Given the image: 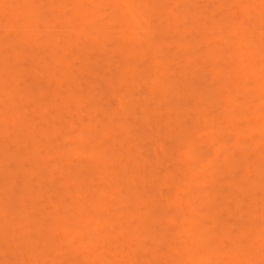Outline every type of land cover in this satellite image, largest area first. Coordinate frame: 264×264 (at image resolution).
Instances as JSON below:
<instances>
[{
	"label": "rangeland",
	"instance_id": "rangeland-1",
	"mask_svg": "<svg viewBox=\"0 0 264 264\" xmlns=\"http://www.w3.org/2000/svg\"><path fill=\"white\" fill-rule=\"evenodd\" d=\"M14 1L15 0L10 1V2H12L11 6L14 3ZM18 1H19V3H17V5L15 4V7L18 8L17 9L18 10L17 16L15 15V12L17 11L15 9V7H14L15 10L12 7L9 8V3H10L9 1H7V3L5 2V0L1 1V2H5L6 5H4V6H6V7L8 6V7H7V9H3V7H2L3 10H7L6 11L7 16L5 17L4 15L0 14L1 15L0 16V23L2 22V25L4 23L3 27L6 26L5 28H3V27L0 28V34H1V31L6 30L8 28L9 33H10L9 29L12 30L10 35L14 34L16 36L11 35L12 37L8 36L7 38L5 37L4 40H0V41H2V43H1L2 45H0V49H1L0 55H2L1 57L3 58L4 54L6 55V59L8 58V56H10L9 60L7 59L8 65H10L9 67H7V69H9V70H5V73H7V74H5L4 72H3V75L0 74V92L2 91V93H0V95H1L0 100H2L1 101L2 105L0 103V113H2V111L5 112L4 109L8 108V106H9V105L7 107L3 106L6 103L3 100H8V99H9L8 101L12 100V102H14V104H16V107H17V105H20L19 102H21V100L19 101L18 97H21V96L20 95L18 96V94L24 93V91H23L24 88L26 89L25 92L27 90H29V92H30L29 97H31V98H29V97H27V98H29L30 100L33 98L34 99L31 101L29 100L30 103L25 105L26 109H25V107H23L24 101L21 102L22 106H20V107L18 106L19 108L23 107L22 110L20 109L21 111L19 109L18 110L20 111V115H22V119H25V121L23 120L25 125L24 124L18 125L19 126L18 130L19 131L22 130V132L24 133V130L26 131L24 126H26V123L27 124L29 123V125H28L29 127H27V131L24 133L26 135L22 136L21 139H20L21 135L18 136V134L20 132L19 133L17 132L18 134H16V132H15L18 130L13 131L15 133L12 132V130L16 129V128H14L15 125L13 123H11V121L12 120L14 122L17 121V118L12 116L14 111L17 109L16 107H15L16 109L13 108L14 104L12 106L14 111L11 109L13 111V113L7 112L11 108L10 107L8 110H6V114H8L7 117H6V115L2 116L3 113L0 115V135L2 136V137L0 136V142H1L0 143V145H1L0 149H1V151H4V152L0 151V159H1L0 164H3L5 166V168H4L3 165H0V172H2V173H0V182H1L0 183V187H1L0 189L3 192H4V189H5V191L7 190V192L10 191L9 193H7V192L2 193L0 191V193L3 194V195L2 194H0V195L5 196L3 199L0 196V199H1L0 205H3L0 208V215L3 214V212H4L3 216L5 217L4 218L3 216H0V225L2 223H7V222H8L7 224L9 225V223L12 220L11 225H9V227H8L9 230L6 229L7 224H6V226H4L2 224L3 227L2 226L0 227V234H1V236H0V264H95L96 261H97L96 264H100V263H102V264H121V263L122 264H124V263L130 264L128 262H130L132 260L133 255L129 254L132 257V258H129V259H131V260H129L128 258H126L127 257L126 253L130 250L131 251L128 253H132L133 249L134 250L136 249L135 247H138V248L140 247L141 250H139V253H137V254H135V251H134V254H135L134 258H136V255H137L138 256L137 259L140 260L139 257L142 256L144 258V260L146 261L145 262L146 264L147 263L149 264V262L155 261L154 260L155 257H158L160 259V261H158L159 260L158 259L156 262H152L153 264L154 263L157 264L158 262H159V264H193L192 262H194V261H200L201 263L203 262V264H208V263L228 264V263H230V259H233L235 261L237 260L236 262L240 261L239 264H250V262L252 264L253 263L254 264H264V258H261V255L264 254V250H263L264 249V186H263L264 185V173H263L264 172V163H263V161H264V61H263L264 60V56H263L264 55V52H263L264 47L263 46L264 45L260 46L262 43L264 44V21H263L264 5H261V4H264L263 3L264 0H252V1L251 0H239V1L238 0H150V2L152 1L151 3L149 2V0H146V4L148 5V3H149L148 9H146V10H145V8L147 5H145L144 1H142V0H140V1L143 5L141 3H138V0H123V1H121V0H107V1L106 0H84V3L80 2L81 4L79 3V0H76V1L75 0H57V2H56V0H31V2H30L31 7L28 3V6L30 8H32V9L34 8V10H32L31 12H34V15L36 12L39 16H41L39 18V16L36 14L38 16V18L39 19L43 18V20L45 19V22H48V20H50V18L52 16V14L55 15V13H57L58 9H59V11H62V10H60L59 7H57L56 8L57 10H56L52 5L55 4V6L59 5L60 7L61 6L63 8L65 7L63 10L64 14L62 16H61V14L63 12H60L61 14H59V15H57V14L55 15V16H58L59 18L52 16L49 23L43 24L40 22V24H41V26H40L39 21H38V24H39L38 26L36 23L34 24L35 26L32 25L31 30L34 32H32L30 30V28H31L30 26H29L30 28L29 27L27 28L26 26H25L26 28H23L25 24L29 25L27 23H29L28 20L30 19V17L32 18L31 14H33V13L30 12V15H26V12L28 10L25 12L23 11L24 10V6H23L24 0H18ZM81 1H83V0H81ZM194 1H197V3ZM50 3H51V5H50ZM1 4H0V6H3ZM239 4H241V5H239ZM259 4H260V6H259ZM137 5H141V6H143V8H140V6L138 7ZM144 5H145V7H144ZM50 6L53 8L52 11L55 10L56 12L52 13V11H50V9H52V8H50ZM155 6L157 8L159 7L158 9L160 11ZM160 6H161V8L165 7V9H161ZM62 7H61V9H62ZM149 7L150 8L152 7L153 10L150 9ZM30 8H27V9H30ZM35 8H37V9H35ZM38 8L40 9V11ZM255 8L257 10L260 8L261 14L258 11H255V12H258L259 15H261V16H259L258 13H257V15L259 17L256 15V13L254 12ZM72 9H74V10H72ZM138 9H139V11H140V9H143V10H141L142 11L141 13L143 16L141 15L139 17V14H141V13L138 12ZM35 10H38V11H35ZM47 10H48V12H47ZM149 10H151V11H149ZM186 10H189V11H186ZM237 10H239V11H237ZM244 10H247V12H245ZM21 11L23 12L22 14H20ZM45 11H46V13H45ZM135 11L139 14L133 16V13H136ZM3 12L4 11H2V13ZM39 12L41 14H39ZM120 12H122L123 14ZM49 13H51V14H49ZM80 13H81V15H80ZM126 13H128V14H126ZM129 13H130V15H129ZM235 13H236V15H235ZM3 14H5V13H3ZM18 14H20V15H18ZM14 15L16 17H14ZM22 15H24L25 17L30 16V17H28L29 18L28 20H26L27 18L25 19V21H28V22L25 23L23 21V19L25 17L23 18ZM36 15H35V17H37ZM42 15H46V16H42ZM228 15H230L229 18L232 16L231 20H229ZM21 16H22V18H21ZM74 16L77 18H75ZM123 16L124 17L126 16L124 19H126L127 16H129L128 20L127 19L125 20V22H127V24L122 22ZM10 17H12V20ZM80 17H81V19H80ZM135 17H136V19H135ZM257 17H258V19H257ZM118 18L122 19V20L119 21ZM140 18H141V20H140ZM183 18H186V19H183ZM66 19H68V20H66ZM160 19L161 20L163 19V21H161ZM256 19L258 21H256ZM260 19H261V22H260ZM13 20L15 22V25H12V26L13 27L15 26L16 28L11 27V23L13 22ZM43 20H41V21H43ZM76 20L78 21L77 23H76ZM129 20L132 22H128ZM142 20L144 21V24H143ZM194 20H195V22H194ZM212 20H213V22H211ZM32 21L33 20H31V22ZM64 21L65 22L69 21V22H67L68 24L71 22L72 23L70 25H67V23H65ZM166 21H167V23L164 24V22H166ZM14 22H13V24H14ZM36 22H37V20H36ZM257 22H258V24L255 26V29H256L255 30L252 24L255 25V23H257ZM61 23H63V24H61ZM155 23H157V24L154 25ZM213 23L216 25H214ZM260 23L261 24L263 23L262 26ZM175 24H177V25H175ZM196 24L198 27L194 26ZM217 24H219V25H217ZM227 24H230V25L227 26ZM9 25L11 28L7 27ZM104 26L107 27L105 29L109 30V31H105V32H107V34H108V32H111V34L109 33V35H113V36H115V38L119 34V36L116 38V39L119 38V41H120V36L124 38V41H123V38L121 39L122 41H120L122 45L118 44V42L115 43L116 39H114L115 40V42H114L111 37L110 38L113 42H110L111 43L110 44L108 42L109 38L106 37L107 34L105 32L103 33V35L106 34V36L104 35V37L107 38L108 40L105 38H104L105 39L104 40L103 36H102V38H98V37H100V33L102 34V31L104 30V28H103ZM108 26H109V28H108ZM125 26H126V28H125ZM257 26L259 29L256 28ZM33 27L34 28L36 27L37 29H34ZM44 27L47 29L50 27L48 29V31L53 33L52 34L53 36H51V38L49 36L48 37L51 40H49V38H48V41H47V39L45 41V38H47L46 36L51 35V33L49 32L46 36H43L46 34V33H44V30H45ZM247 27L249 29H247ZM145 28H147V33H146ZM210 28H211V30L212 29L213 30L209 31ZM14 29H16V31L18 30L17 33L19 32L18 33L19 35H17L15 33L16 31ZM19 29H21V30L25 29L26 31L24 30L25 32H23V30L21 31ZM47 29H46V32H47ZM91 29L92 30L94 29V30L92 31ZM127 29L135 31V33H133V31H130L133 33L132 36L135 37V39H137V36H140V37H138V39L135 41V39H133V37L131 36L132 33H130L129 30H127ZM164 29L166 30V32ZM205 29H207V30H205ZM13 30L15 32H13ZM118 30H119V32H118ZM195 30H197V31H195ZM234 30H236L237 33H235ZM8 31L6 32V35L9 34ZM213 31H214V33H213ZM3 32L5 34V31H3ZM3 32H2V34H3ZM26 32L29 34H26ZM37 32L39 33V35ZM95 32H97V33H95ZM121 32H122V35H120ZM184 32H187V33H184ZM91 33H92V35H91ZM148 33H149V35H148ZM2 34L0 37H2ZM178 34H180V36H178ZM245 34H248L249 36L246 35L248 37H245L244 36ZM24 35H26L27 38H29V39H25L26 36H24ZM240 36H244L245 38L240 37ZM19 37H22L24 40H22V38H19ZM143 37L146 38L147 42L146 41L140 42L141 40L144 39ZM239 37L244 42H245V40H247L248 43L247 42L246 43L250 46L248 48L246 46L243 47V45H241V44H244V42H240L241 40L239 39ZM140 38H143V39H140ZM147 38L148 39L150 38V39L148 40ZM139 39H140V41H139ZM33 40H35V41H33ZM161 40H163V41H161ZM208 40H210V43H208ZM76 41L79 43L76 44ZM137 41H139V43ZM148 41H149V45H148ZM238 41L241 44H237ZM195 42H196V44H195ZM8 43H14V44L16 43L19 46L21 44L20 47H22L21 48L22 50H20V47L17 45L14 46V44H13V46L15 47L14 48L15 50L17 49L16 50L17 52L20 51V53H22L23 55L22 54H21L22 56L17 55L18 58L15 59L12 56V52H14L15 50L13 49L11 51L10 49L13 48V46L11 47V44H8ZM31 43H33L34 45ZM90 43L92 45H90ZM93 43H94V45H93ZM134 43H136V44H134ZM140 43H141V45H140ZM150 43H151V45H150ZM228 43H230V44H228ZM5 44H8V45H5ZM114 44H116L115 47H117V44H118V46L119 45L122 46V48L119 49L120 50L119 52L116 50L118 47L115 48ZM142 44H144V45H142ZM185 44H187L189 46H187ZM31 45H33V46H32V48L29 49V47H31ZM36 45L37 46L39 45V46L35 50ZM95 45H97V46H95ZM207 45H209V46H207ZM238 45L240 48L238 47ZM8 46H9V48H8ZM167 46L169 49L167 48ZM228 46H230V47L228 48ZM251 46L253 48H251ZM124 47H125V50H124ZM178 47H179V49H178ZM213 47H214V49H212ZM236 47L239 49H237ZM260 47H263V48H260ZM128 48H130V49H128ZM206 48H208V49H206ZM231 48H233V49L231 50ZM234 48H235V50H234ZM38 49H39V51H38ZM40 49H41V51H40ZM98 49L101 52L98 51ZM126 49H128V51H126ZM102 50H104V51H102ZM133 50H135V52H133ZM26 51L31 52L32 54H28V52H26ZM123 51H124V53H121ZM233 51H236V52H234L235 54H233ZM8 52H11V54ZM17 52L15 54H17ZM125 52H127V53H125ZM7 53L10 55H8ZM106 53H107L109 60L107 58H105ZM112 53H114V54L112 55ZM171 53L173 56H175L178 53V55H177L178 57L177 56H175V57L171 56ZM173 53L174 54L176 53V54L174 55ZM15 54H14V56H15ZM101 54H104V56H102ZM110 54L112 55L111 57H110ZM257 54L260 56H256ZM48 55H50V57ZM133 55H134V57H132ZM217 55H218V57H216ZM195 56H197V57H195ZM210 56H215L213 58L214 59L217 58V59L213 61V59L210 58ZM171 57H173L172 59L175 58L177 61H175V59L172 60ZM206 57L209 59V61H207L208 59H206ZM33 58H35V60ZM50 58H52V59H50ZM200 58L204 59V62ZM31 59H33V61L38 60L37 65H35L37 70L32 65L33 61L30 63ZM100 59H101V61H100ZM246 59L249 60V62H248L249 64H245L244 61ZM104 60L107 63L105 62V64H104L103 63ZM111 60H113V61L111 62ZM247 60H246V63H247ZM251 60L252 61L254 60L253 63ZM11 61H12V63L15 62L13 65L16 68L13 65H11L12 64ZM7 62H5V64ZM202 62L203 63L210 62V63H208V65L205 64L204 66H201V65H203V64H201ZM0 63H2V62H0ZM62 63H63V65H61ZM153 63H155V64H153ZM41 64L43 65V67ZM93 64L94 65L96 64L95 66L97 68ZM110 64H112V66H110ZM212 64H215V66ZM243 64L246 66H243ZM31 65H32V69H30ZM64 65H66V66H64ZM98 65L99 66L101 65L103 67L100 69V67H98ZM186 65H188V66H186ZM209 65H212V66L208 67ZM247 65H249V67H247ZM79 67H80V69H79ZM133 67H134V69H132ZM199 67H205V68H203V70H200L201 68H199ZM69 68L71 69V72L69 71L70 74H73L74 72L78 73V74L74 73V75H76L75 77H74V75H71V76H73V78H77V79L71 80L72 78L69 79L68 77L65 76L67 70H70ZM207 68L208 69L214 68L213 70L216 69L215 73L213 72L214 73L213 74L212 72H210L212 70L208 71ZM243 68H245V69H243ZM4 69H6V67ZM14 69H16V71ZM65 69H66V71H65ZM74 69H75V71H74ZM76 69H78V70L76 71ZM231 69H232V72H231ZM233 69H237L238 73H235V71ZM241 69H243V70H241ZM26 70L28 73L26 72ZM50 70H52L54 72H52V71L50 72ZM181 70H183V71H181ZM18 71L21 75L18 74ZM24 71L26 73H24ZM31 71L33 74H31ZM46 71H47V73H49V72L50 73L45 76ZM202 71L204 73L206 72L205 75H203V76L201 75V74H204ZM226 71H228V73L231 72L232 74L230 76L229 75L226 76ZM42 72L45 73V74H43V76H45V77H41ZM69 72H68V74H69ZM148 72L151 76L148 74ZM252 72H255V74ZM40 73H41V75H40ZM210 73L213 75H210ZM34 74L35 75L37 74L36 75L37 78H39V77H41V78L35 79L36 76ZM124 74H126V75H124ZM155 74H157V75L155 76ZM208 74H209V76L207 77ZM245 74H246V76H245V78H243ZM57 75H58V77H57ZM98 75H100V76L98 77ZM153 75H154V77H153ZM238 75H240V77H242L241 78L242 82L239 81V83L236 84L235 79H237V78H234L233 76L238 77ZM17 76H19V77L17 78ZM64 76L67 79H66V81L62 82L63 79L65 78ZM71 76H69V77H71ZM62 77H64V78H62ZM155 77H156V79H155ZM224 77L225 78L227 77L228 79L226 80ZM230 77H232V78H230ZM54 78H55V81H54ZM254 78L256 79V81L254 80ZM50 79H51V82H48V81H50ZM58 79H61L62 80L61 82L63 84L62 83L60 84L58 82L60 80H58ZM212 79H215L214 80L215 82H211V81H213ZM229 79L232 81L230 82ZM56 80H58V81H56ZM77 80L79 81V83L80 82L81 83L80 84L74 83V81L77 82ZM152 80L155 82H153ZM225 80H226V82H225ZM145 81L147 84H145ZM150 81H151V83H150ZM205 81H209V82H207V84H209V87H208V85H206ZM14 82L16 84H14ZM22 82H23V84H22ZM24 82H25V84H24ZM56 82H58V83H56ZM162 82L164 83L163 85H162ZM210 82H211V84H210ZM255 82H258V83H255ZM6 83L10 84L9 87H7ZM17 83H20V84H17ZM27 83H29L28 84L29 87H26ZM48 83L50 85H47ZM54 83H56V85ZM72 83L74 84L73 87H72ZM133 83L136 86H134ZM213 83H215V84H213ZM152 84H154V85H152ZM257 84L260 85V87ZM11 85L12 86L15 85V86L11 87ZM22 85H24V86H22ZM59 85L60 86L62 85V86L60 87ZM147 85L148 86L151 85L153 87V89H152V87H150L154 91L153 93H152V90L149 89V87L147 88ZM17 86H18V88L21 87V89H20L21 91L18 90L15 92V90L18 89ZM66 86H69L70 90ZM76 86H78V87H76ZM106 86H108V87H106ZM197 86H199V87H197ZM11 88L13 91L11 90ZM76 88H78V89H76ZM198 88L200 90H197ZM58 89L60 92H58ZM147 89H149L151 92ZM202 89H204V90H202ZM38 90H40V91H38ZM69 91L70 92L72 91L71 92L72 95H70ZM261 91H262V93H260ZM66 92L69 93L68 95H70V96H67V98L69 100L65 97L67 95ZM78 92H79V95H78ZM81 92H82V94H81ZM175 92H177V93L174 94ZM4 93L9 98L4 97L5 99H3L2 96H5ZM44 93H46V94H44ZM103 93L107 94V95L105 94V96H104L105 98L102 96ZM195 93H199V94L195 95ZM24 94L26 96V94H28V93L26 92ZM38 94L42 97L37 98V96H39ZM87 94H89L90 96ZM165 95H166V97H165ZM22 96H23V94H22ZM72 96L75 98L77 97V98L76 99L74 98V100H73ZM79 96L82 98H79ZM55 97L57 99H55ZM70 97L72 98V100H70L71 99ZM64 98H66V100H68V101L65 102ZM121 98H122V100H121ZM198 98H200V100ZM227 98L230 99V103L229 102L228 103L226 102L225 104L222 103V101L225 102L224 100H226ZM201 99H203V100H201ZM51 100H52V103H54V106L52 105ZM120 100L121 101L126 100L129 102V104L126 101L123 102V104H122V102ZM187 100H189V101L186 102ZM78 101H79V103H78ZM130 101L134 102L135 104L131 103ZM38 102L41 105H39ZM7 103H6V105H7ZM44 103H45V106L47 104H49L50 106L47 105L46 106L47 108L43 107L42 111H41V107L44 105ZM56 103H58V106H60L62 104L61 105L62 107L65 104L69 103L70 106L67 107L65 105L63 107V108L67 107L66 110H68L69 112L66 111V113L64 112L65 113L64 114L62 111V108H61V109H59V111L61 110L62 114L61 115L55 114L56 111L58 110ZM77 104L79 106H77ZM38 105L40 107L37 108ZM51 105L53 107H55V105H56L55 109H57V110H55V109L50 110L51 108H53ZM94 105H96V106H94ZM35 106H36V109H35ZM48 106H49V108H48ZM109 106L110 107L112 106V107L109 108ZM113 106H115L116 108L114 109ZM126 106H128V107H126ZM134 106H136L140 109H138ZM95 107H96V109H95ZM102 107H103V112L100 111L102 109ZM120 107L121 108L125 107V108L122 111ZM141 107H143V108L141 109ZM99 108H101V109H99ZM117 108H120V109H117ZM239 108H240V110H239ZM24 109L27 111H25ZM38 109L40 110L39 112H41V113L44 110H46V112H47V109H49L51 114H50V112L49 113L44 112L43 114L44 115L47 114V115L41 116L42 118L43 117H45V118H43L42 121L40 122L41 119H39L38 116H40L41 113L39 114V112L37 111ZM104 109H105V113H104ZM242 109H244L247 112V114H245L246 112L244 111L245 112L244 113ZM18 110H17V112H18ZM35 110L38 113L36 112V114H35L34 113ZM77 110H79V111H77ZM113 110H114V112H113ZM173 110L176 112V114L173 112ZM54 111H55V113H54ZM31 112H33L34 114ZM170 112H172V114ZM95 113H96V115H95ZM178 113H179V115H178ZM157 114H158V116H157ZM14 115H15V113H14ZM33 115H35V116L37 115V116L35 117ZM90 115H92V117ZM125 115L129 116V117H126ZM174 115L175 116L178 115V116H176L177 117L176 119H174V117H175ZM31 117H32V119H31ZM46 117H49L48 120L46 119ZM112 117L116 120L115 123L113 122L114 119ZM154 117L156 120L154 119ZM211 117H216V118L212 119ZM238 117H239V119H238ZM240 117H242V118L240 119ZM37 119H39V120H37ZM50 119H52V121ZM111 119H112V121H111ZM152 119L154 120V122L152 121ZM7 120H9L8 122H10L12 125H14V126L11 125L12 128L11 127L8 128V126H5L4 123H6ZM61 120L62 121L65 120L67 123H69V125H70V123L72 126L74 125L73 128L70 126L72 128L71 130H73V129L74 130L71 131L69 129L70 127H68L69 125L67 123H65L66 124V126H65V124L62 123ZM80 120H81V122H78ZM89 120H91V124L88 122ZM117 120H118V122H120V124L117 122ZM122 120H124L125 122ZM21 121L19 119V122L22 124L23 122H21ZM157 121H159V122H157ZM54 122H55V124H54ZM56 122H58V124ZM86 122L88 123V125H90L89 130L87 129L88 127L85 128V126H87ZM93 122H94V124H93ZM99 122L101 125L99 124ZM102 122H103V125L105 123H106V125L102 126ZM121 123L123 124V126ZM155 123L158 125V127H157V125H155ZM107 124H110V126ZM115 124H117V125L115 126ZM81 126H82V128H81ZM106 126L108 127L106 129V135L105 134H103L105 136L101 135V139L98 140L99 143H97L96 146H94L95 148H93V150L96 151V153L98 155L100 154L101 158H102V156L104 157V155H107V157H105V160L107 161V166L105 165V168L107 167L106 171L110 170L109 174H108L109 171L106 172V171H104L105 169H103V167H104L103 162L104 161L103 162L101 161V164L99 166H97V164L94 163V162H96V159H97V158L95 159L96 155L94 156L95 152L93 154V150H92V154H89L88 148L90 147L89 149H92V147L87 146V145H90V143L95 141V140L92 141L94 134H96V136L98 137L97 139H99L100 135L98 136L97 133L98 132L100 134L105 133ZM31 127H35L34 129H31V131L33 130L32 133H30L31 131H29ZM111 127H112V129H110ZM220 127L222 128V130H221L222 133L225 132V131H223V129L224 130L228 129L229 131L233 132L235 134V136L234 135H231V136L226 135L227 137H225V135H224L223 138H220L218 140L217 137L219 135ZM53 128L54 129L57 128L58 129L57 131L60 133L56 132ZM90 128H91V130H90ZM102 128L104 129L103 132H102ZM189 128H191L190 132H192V134H190V132L188 133ZM38 129L42 130V131H39ZM44 129H46V130H44ZM67 129H69L71 132H69V130H67ZM92 129H94V130L99 129V130L97 132L95 131V133H94V130H92ZM100 129H101L102 133L100 132ZM113 129H114V131H112ZM82 130H84V131H82ZM107 130H109V131H107ZM124 130H126V131H124ZM170 130H171V132L173 130V132L171 133ZM28 131H29V133H27ZM43 131L45 132V134H43ZM51 131L53 132V134L55 133V136L57 135L54 140H51V137L53 136V134H52V136L50 137V134L52 133ZM161 131H162V133H161ZM22 132H21V134L23 135ZM89 132L91 134L94 133L93 136H91V134ZM183 132H185V133L182 134ZM227 132L228 131L226 130L225 133H227ZM47 133H50V134L47 135ZM85 133L89 134L90 138H89V136H86L87 134L85 135ZM124 133L126 134L125 137H124ZM156 133L158 134V136ZM15 135L18 138H16ZM40 135L43 137H41ZM175 135H177V136H175ZM184 135H187V136H184ZM242 135L245 136L244 139H243ZM5 136L7 137L6 139H5ZM96 136L93 139H96ZM151 136H153L156 140L153 139V137H151ZM25 137H26V139H29V138H31V139L27 140V142L25 141L26 139L23 141V139ZM48 137H49V139H48ZM82 137H84V139H88L87 142L89 140L92 141V142L89 141V143L87 145L84 144L85 148L88 147L87 149H85L82 146V144L84 142L87 143ZM180 137H182V138H180ZM13 138H16V140ZM81 138L83 139L81 141L83 143L82 144L79 143L81 145V147L79 145V148H78V144L75 145V143L76 142L78 143V141H80ZM120 138H122V139H120ZM124 138L127 140L126 142H125ZM37 139H39V140H37ZM56 139H58V140H56ZM9 140L10 141L12 140V142H9ZM143 140H145V141H143ZM45 141L48 143L51 141L50 143H52V144H49L50 145L49 146L48 144H46ZM122 141H124V143ZM148 141H150V142H148ZM116 142H118L119 144H117ZM120 142H121V144H123V146L120 145ZM11 143H13L15 145L20 144L21 146L19 145L20 147L18 146L19 147V149H18L17 146L14 147L15 145H12ZM22 143H24L25 146ZM126 143L127 144L129 143L128 144L129 149H128V146H125V145H127ZM191 143H192V146H190ZM194 143H196V144L194 145ZM4 144L5 145L10 144V145L5 146ZM38 144L41 145V147L44 145L43 150L40 149L41 147L38 146ZM222 144L224 145V148L218 152L217 149ZM91 145L93 146V143ZM52 146H53V148H52ZM37 147L39 150L36 149ZM98 147L102 148L104 150L101 149L102 150L101 151L98 149ZM130 147H132V148H130ZM80 148H82L83 150L79 151V150H81ZM109 148H111V151L108 150ZM21 149H23L24 153ZM70 149L72 152H70ZM75 149L78 150L79 153L77 151L75 152ZM136 149H137V151H135ZM45 150H46V153H44ZM49 150H50V154H48ZM126 150H127V153L125 152V154L124 153L122 154V152H124ZM170 150H172V151H170ZM14 151H16V153ZM34 151L36 152L35 153L36 155L33 153ZM38 151H40V152L42 151V152L40 153ZM68 151H69V153H67ZM103 151H105L104 155H103V153L101 154V152H103ZM108 151H110V152H108ZM206 151H207V154H206ZM10 152L12 153L11 157L9 155ZM80 152L83 153L82 154L83 156H81V157H79L81 155ZM160 152H162V153H160ZM65 153H66V157L68 155L70 158H68V157H67V159H66V157L63 158L64 157L63 154H65ZM109 153H110V155H108ZM129 153L131 154V156L129 155ZM184 153L189 154L191 157L190 156L188 157ZM193 153H195V154H193ZM69 154H71V155H69ZM74 154H75V156H74ZM118 154L120 157H116ZM127 154H128V156H127ZM196 154H198V156H197L198 158L195 157ZM216 154H218L217 157H216ZM6 155H8L10 158H7L8 156L6 157ZM47 155H49L51 157L49 158ZM76 155H78V156L76 157ZM125 155L127 157H130V158L127 159ZM16 156H19L20 159ZM139 156H140V158H139ZM232 156L234 157L233 159L231 158ZM12 157H13V159H12ZM109 157H111V159H109ZM226 157H227V160H229V161L224 159ZM125 158L128 161H126ZM196 158L199 160L198 163H197L198 160ZM98 159H100V158H98ZM208 159H209V161H208ZM4 160H6V162H8L7 164H9L10 167H7V164ZM11 160H16L17 165L15 164V161L11 162ZM134 160H135V162H134ZM189 160H190V162H189ZM225 160L227 162H229L230 164L227 163ZM9 161L11 164L12 163L13 164L11 165L9 163ZM54 161H56V163ZM97 161H99V160H97ZM106 161H105V164H106ZM138 161H139V163L135 164ZM39 162H40V166L37 165V164H39ZM53 162L55 164H53ZM125 162H127V165H125ZM131 162H133L135 164V168H134V164H132ZM142 162H144V163L142 164ZM64 163H66V164H64ZM68 163H70L69 165H71V166H68L67 165ZM140 163L142 165L145 164V167L144 166L141 167L142 165ZM14 164L16 165V169H14L15 168ZM88 164H91V165L88 166ZM129 164H131L132 166ZM227 164H229V166H227ZM13 165H14V167H13ZM190 165H191V167H190ZM205 165H208V169L205 170V172H206V174H204L205 177L203 175L202 178L199 179L197 177L196 172L197 173L200 172V173H198V175L202 174L200 169L202 167H205ZM52 166H54L56 168H54ZM91 166H93L94 168H92ZM39 167H41V168H39ZM69 167H70V170H72L71 172L68 169ZM71 167H73V169ZM74 167H76L78 171ZM97 167H98L99 172H97ZM132 167H133V169H132ZM192 167H194V168L192 169ZM44 168H46V169H44ZM51 168H54L53 170H55V171L57 170V168H58V171H60V170L64 171V172L67 171L66 173H68V175L66 173L63 174V172H61V171L59 173L63 174L64 176L57 174L58 172L57 171L54 172ZM59 168H61V169H59ZM82 168H85V169H82ZM210 168H211V170H210ZM2 169H4V170L1 171ZM100 169H102L101 172H100ZM7 170H9V171H7ZM31 170L32 171L35 170V171H37V173L32 172ZM46 170H48V172ZM83 170H85V171H83ZM87 170L89 172H87ZM90 170H91V172H90ZM39 171H42L43 176L37 177V176H40L42 174ZM51 171H53L52 174L50 173ZM163 171H165V172H163ZM178 171H179V173H178ZM183 171H184V173H182ZM15 172H17V174ZM27 172H28V174L30 173L32 175L31 177H34L32 179H33V181L36 182V184H35V182H32V181L30 182L31 178L27 177V176H29L28 174H24ZM46 172H47V175H46V177H44ZM203 172H204V169H203ZM11 173L12 174L15 173V174L12 175ZM69 173H71V175ZM181 173H182V175H180ZM1 174L3 175V177H1L2 176ZM6 174L7 175L9 174L10 176L8 177ZM33 174L34 175L36 174V175L33 176ZM53 174H54V176L56 174L57 175L55 177H50ZM105 174L109 175L110 178L113 176V174H114V176L112 179H109V176H106ZM133 174L136 176V178ZM166 174L169 176V178H168L169 181L167 179H166L167 181L164 180ZM80 175H81V177H80ZM163 175H165V176H163ZM25 176L27 178H29V180L25 179L26 178ZM120 176H121V178H120ZM127 176H129V177H127ZM42 177H44L45 179ZM106 177L109 179L108 181H110L111 183L108 182L107 179H105ZM130 177L134 181H131L132 179H130ZM13 178L14 179L17 178L16 180H14L15 181L14 183H12ZM40 178L44 179L45 182H46V179L48 181L45 184V182H43V180L40 181ZM68 178H70V179L68 180ZM143 178H144V180H143ZM3 179L6 180L5 181L6 184L4 183V181H2ZM120 179H122V180H120ZM174 179L177 183L174 181ZM85 180L89 181L90 183L89 182L86 183ZM99 180H101V181H99ZM205 180H207V181H205ZM26 181L28 183H26ZM39 181L41 183L43 182L45 185H43V183H42V186H41L40 185L41 183L39 184ZM118 181H120V183ZM121 181H122V183H121ZM141 181L144 183H142ZM102 182L104 185H102ZM171 182L174 184V187L177 184L178 187L177 188L175 187V190L172 189L173 184L171 185L170 184ZM115 183L117 184V186ZM3 184H4V187L8 184L9 186L11 185L12 188L7 185L9 188L6 187L7 188L6 189L3 187ZM26 184L29 186H27ZM55 184H57L58 186H56ZM108 184H109V186H108ZM133 184H135V185H133ZM61 185H63V187L58 189L57 187H59ZM126 187H128L127 189H129L127 192H126V190H127ZM19 188L23 191H21ZM30 189L32 190L31 193L32 194L34 193L31 196H30L31 193H29ZM60 189H61V191H59ZM243 189H246L248 191L244 192V191H242ZM55 191H57V192H55ZM91 191H94V193H96V194L98 192L99 194H97V196H96V194L91 193ZM134 191H136V192H134ZM39 192L41 193V195L44 192H45V194L50 192L48 194H50L51 197L48 195H44V194H43V196L39 197L40 196ZM62 193H63V195H64V193H67L68 197L65 194L66 198H65V196L63 198ZM100 193L102 194L101 197H99L101 199L98 198V195L100 196ZM133 193H134V195H133ZM8 194H9V197H6V196H8ZM127 194H128V196H127ZM137 194L139 196V197L137 196L138 199L135 197ZM26 195H28V196L26 197ZM111 195L113 196L114 199L110 198ZM58 196H59V198H58ZM23 197H25V201L22 199ZM10 198H11V201H10ZM20 198L22 200H20ZM96 198H98V200H96ZM115 198H117V199H115ZM127 198H129V199H127ZM130 198H131V200H130ZM6 199H7V201H6ZM14 199H16V200H14ZM72 199H73V201H72ZM89 199H90V202L88 201ZM132 199H134V200L132 201ZM202 199H204L205 201ZM93 200H96V201H93ZM100 200H102L103 202L100 203L101 202ZM114 200L117 202H115ZM207 200L210 201V203H211V204L209 203V205H207L208 207L205 206V204H208ZM15 201H16V203H15ZM27 201L30 203V205L28 204ZM97 201L98 202L100 201L99 203L102 205L101 206L98 205L99 203ZM108 201H111V202H108ZM240 201H243L242 204H240L241 210L240 209L237 210L236 207L240 206L239 205ZM9 202H11V203L9 204ZM17 202H19V203H17ZM21 202H24V203H21ZM71 202H72V204L76 203L75 206H77V204L78 205L80 204V205L77 206L76 207L77 209H76L75 206H73L74 204L72 205ZM94 202L95 203L97 202V203L95 204ZM114 202L117 205L119 204L118 206H121V207H118ZM120 202H121V204H120ZM135 202H137V204L138 203H142V204L137 205V204H135ZM188 202H190V203L188 204ZM213 202H215L214 205H213ZM3 203H5V204H3ZM13 203L16 205V207ZM132 203L135 204L136 206L133 205V206H135V207H133ZM20 204L24 205V206L22 207ZM93 204L98 208L94 207ZM250 205H252V207L254 209H256V208L258 210L260 209L259 211H261V212L257 211L255 213V211L257 210L256 209L253 213V211H252L253 208L250 207ZM11 206L13 207V209ZM66 206H67V208H70V209H65ZM72 206H73V208H72ZM132 207L135 210L131 209ZM189 207H191L192 210ZM197 207H201V210H200V208L197 209ZM23 208H27L26 210L28 212L26 210H24ZM112 208H115L116 210L112 209ZM180 209H181V211H180ZM202 209H204V210H202ZM1 210H3V212ZM132 210H133V212H132ZM5 211L7 213H5ZM31 211H32V213H31ZM117 211L118 212L120 211V213L122 215L120 213H118ZM15 212H18L19 215L17 213L15 214ZM251 212H252V214H254V215L256 214V215L253 216L251 214ZM10 213H12V214H10ZM117 213L119 215H117ZM214 213L217 215L218 218L217 217H215V218H217L218 221H214L211 218ZM258 213H260V214H258ZM96 214H97V216H95ZM250 214L253 216V218L256 217V219H258V220L254 219V221H256V223L252 222L253 218L251 217ZM114 215L116 218L114 217ZM37 216H38V218H37ZM110 216H111V218H110ZM121 216H123V217H121ZM145 216H147V217L143 218ZM97 217H99V218H97ZM117 217H118V219H117ZM95 218L98 219L97 221L102 226H104L105 221H106L105 224L108 223L107 224L108 227H106V228L103 227L106 230L102 229V231L98 230L100 233L96 232V229H95V228H97L96 224H97V226L99 224L96 221L94 222V220H96ZM119 218H120V220H119ZM122 218H123V221H122ZM250 218H252V219H250ZM1 219L4 222H2ZM25 220H27L29 224ZM77 220L79 222H83L85 224L82 225ZM80 220H83V221H80ZM171 220H173V221L175 220L174 221V223L176 224L175 228H172V225H174V223L172 224L173 221L171 222ZM76 221H77V223H76ZM88 221H90V222H88ZM120 221H122L120 223L121 225H119ZM34 222H36V225ZM78 223H79V225H78ZM56 224H57V226H55ZM36 226H38V227L36 228ZM40 226H42L41 228L44 231L39 229ZM83 226H85V227H83ZM102 226H100L97 229H101ZM122 226L123 227L126 226V228H128V229H126L125 227L122 228ZM80 227H82V229H83L82 231L78 230V228H80ZM255 227H257V228H255ZM254 228H255V230H254ZM120 229H122V230H120ZM201 229L203 231L204 230L208 231V233H210V232L213 233L214 237L221 236V238H224V237H227V238L224 239L225 241L222 242V241H220L221 238L219 237L220 239H218V244H217L216 248L210 246L209 247L210 249L208 248L209 249L208 250L206 246H201L200 245L201 243H199V240H204V238H206L205 236H203L204 238L199 236V233H201L200 231H202ZM1 230L3 232L5 230H7V231H5V233L6 234L10 233V234H7L8 236H6L5 233L1 232ZM27 230L28 231L30 230V232L26 233ZM36 230H37V232H36ZM85 231H88V232H85ZM255 231H256V233H255ZM23 232L25 233V235ZM79 233H81L83 235V237L84 238L86 237V238L84 239L82 237V235ZM87 233H89V234H87ZM90 233L93 234L92 236L94 238L91 236ZM120 233H123L124 238L126 239L125 241L123 240L124 238H123L122 234H120ZM202 233L208 234L207 232H205V233L202 232ZM12 234H14V235H12ZM28 234H29V237H28ZM42 234L45 237L42 236L43 237L42 238L41 237ZM103 234H105V235L103 236ZM106 234H107V236H106ZM10 235L12 237H9ZM165 235H166L167 240L168 239L172 240V241H170L171 243L169 242V244H167V245H164V244H166L165 242L167 241L165 238ZM208 235H212V234H208ZM25 236H27V237H25ZM89 236L92 237L93 241H91V239H88ZM256 236H258V237H256ZM6 237H9V239ZM96 237L100 238V241L98 239H96ZM101 237L103 240L101 239ZM107 237H109L108 238L109 243L108 242L104 243V241L106 240ZM161 237H163V239ZM5 238H6V240H4ZM48 238H50L51 241L53 239L54 240L53 243H51V241ZM81 238H83V239L81 240ZM27 239H29V240H27ZM44 239H46V241ZM71 239H73L72 242L70 241ZM74 239H75V241H74ZM94 239H96V240L94 241ZM161 239H162V241L163 240L165 241V242L164 241L162 242L163 244H161ZM211 239H213V238H211ZM34 240H35V243H34ZM42 240H43V242L45 241L44 243L47 246L45 244H43V242H41ZM108 240H106V241H108ZM133 240L135 241V243H132ZM9 241H10V243H8ZM59 241L61 243L60 246L61 245L62 246H61V248L57 247L58 248L57 249L56 246L59 243ZM101 241H103L102 244H104L103 245L104 247H102V245L100 244L101 247L99 245H97L96 249H95L96 244L94 245V243L97 242L99 244V243H101ZM173 241H175V242H173ZM215 241H216V239H215ZM54 242H56V244ZM68 242L69 243L71 242L72 244L65 245ZM110 242H112V244L108 247H105V244L109 245ZM200 242H202V241H200ZM211 242H212V240H211ZM5 243H8L9 245L5 244ZM47 243H49L50 245L53 244V246H55V245L56 246L53 247ZM121 243H124V244L121 245ZM208 244H206V245H208ZM72 245H74V246H72ZM130 245L133 247H131ZM140 245L142 246L143 250H142ZM161 245H163V246H161ZM210 245H211V243H210ZM71 246L73 249L71 248ZM93 246H94V248H93ZM129 246L131 247V249ZM165 246H166V250L169 247L168 251H166L164 249ZM259 246H261V247H259ZM124 247H126L127 249ZM204 247H206V248H204ZM211 248H213V251L211 250ZM122 249L124 251H126V250H128V251L123 252ZM137 249H136V251H137ZM57 250H59V251H57ZM90 250H91V252H89ZM93 250H96V251H93ZM261 250H263V251H261ZM187 251H188V253H187ZM55 252L56 253L59 252L58 254H60V253L61 254L58 256V254H56ZM88 252L91 255L90 254L88 255ZM236 252H238V254H235V255H237V258H236V256H234V253H236ZM124 253L126 254V256L124 255ZM184 253L187 255H185ZM63 254L64 255L66 254L68 256V257L66 256V258H68V262H66L67 260ZM138 254H140V255H138ZM153 254H155V256ZM95 255H97V256H95ZM35 256H39L38 258L37 257L35 258V260L38 263L35 262V260L33 259ZM92 256H93V258H91ZM153 256H154V258H153ZM184 256H186V257H184ZM142 257H141V259H142ZM194 257H195V259H193ZM229 257H232V258H229ZM239 257H241V258H239ZM99 258H100V260H98ZM101 258H102V260H101ZM126 259L129 261H127ZM104 260H106V261H104ZM138 260L134 264H139V263L145 264L143 262L141 263ZM141 261H143V260H141ZM103 262H105V263H103ZM194 264H196V263H194Z\"/></svg>",
	"mask_w": 264,
	"mask_h": 264
},
{
	"label": "bare ground",
	"instance_id": "bare-ground-1",
	"mask_svg": "<svg viewBox=\"0 0 264 264\" xmlns=\"http://www.w3.org/2000/svg\"><path fill=\"white\" fill-rule=\"evenodd\" d=\"M1 1H2V0H1ZM1 1H0V2H1ZM7 1L10 2L11 0H5L6 3H7ZM27 1H28V2H27ZM75 1H76V0H75ZM106 1H107V0H106ZM121 1H123V0H121ZM142 1H144L145 5H147V4H146V0H142ZM238 1H239V0H238ZM251 1H252V0H251ZM5 2H1L2 4L0 3L1 5H3V6H0L1 9H2V7H3V9H7L8 6H7V7L4 6V5H6ZM30 2H31V0H24V5H23V6H24V10H23V11L25 12V11L28 10V11L26 12V15H30V12H31L32 10H34V8H33V9L30 8V7H31ZM50 2H51V1H50ZM56 2H57V0H56ZM64 2H65V1H64ZM80 2H83V3H84V0H83V1L79 0V3H80ZM149 2H150V0H149ZM151 2H152V1H151ZM151 2H150V3H151ZM158 2H159V1H158ZM163 2H164V1H163ZM165 2H166V1H165ZM194 2L197 3V1H194ZM241 2H242V1H241ZM247 2H248V1H247ZM11 3H12V2L9 3V8L12 7V8L14 9L15 4L17 5V3H19V1H18V0H15L14 3L12 4V6H11ZM28 3H29V5H30V7L28 6ZM75 3H76V2H75ZM79 3H78V4H79ZM83 3H82V4H83ZM138 3H141V1L138 0ZM185 3H186V2H185ZM222 3H223V2H222ZM263 3H264V2H263ZM32 4H33V3H32ZM47 4H48V3H47ZM59 4H60V3H59ZM80 4H81V3H80ZM136 4H137V3H136ZM141 4H142V3H141ZM152 4H153V3H152ZM161 4H162V3H161ZM161 4H160V5H161ZM187 4H188V3H187ZM194 4H195V3H194ZM237 4H238V3H237ZM25 5H26V6H25ZM41 5H42V4H41ZM50 5H51V3H50ZM65 5H66V4H65ZM73 5H74V4H73ZM134 5H135V4H134ZM142 5H143V4H142ZM145 5H144V7H145ZM148 5H149V3H148ZM148 5L146 6L145 10L148 9ZM154 5H155V4H154ZM167 5H168V4H167ZM176 5H177V4H176ZM188 5H189V4H188ZM239 5H241V4H239ZM245 5H246V4H245ZM261 5H264V4H261ZM52 6H53L55 9H56L57 7H59L60 10H62V11H59V9H58V10L56 9V10H57V13H55V15H56V14H57V15L61 14L60 12H63V13L61 14V16L64 14V11H63V10H64L65 7L63 8V7L61 6V7H62V9H61V7H60L59 5L55 6V4H54V5H52ZM137 6H138V7L140 6V8H143V6H141V5H137ZM161 6H162V5H161ZM161 6H160V8H161ZM168 6H169V5H168ZM192 6H193V5H192ZM192 6H191V7H192ZM259 6H260V4H259ZM18 7H19V6H18ZM138 7H137V8H138ZM155 7H156V6H155ZM240 7H241V6H240ZM246 7H247V6H246ZM248 7H249V6H248ZM27 8H30V9H27ZM50 8H52V7L50 6ZM75 8H76V7H75ZM134 8H135V7H134ZM137 8H136V9H137ZM149 8H150V7H149ZM156 8H157V7H156ZM158 8H159V7H158ZM158 8H157V9H158ZM194 8H195V7H194ZM243 8H244V7H243ZM1 9H0V12H1L0 14L4 15V16L6 17V16H7V14H6V11H7V10H3V9L1 10ZM15 9L17 10L18 8L15 7ZM15 9H14V10H15ZM35 9H37V8H35ZM38 9H39V8H38ZM85 9H86V8H85ZM150 9H152V7H151ZM161 9H165V7H162ZM240 9H241V8H240ZM247 9H248V8H247ZM52 10H53V8L50 9V11H52ZM72 10H74V9H72ZM75 10H76V9H75ZM141 10H143V9H140V11H139V9H138V12L141 13V12H142ZM145 10H144V11H145ZM152 10H153V9H152ZM158 10H159V9H158ZM172 10H173V9H172ZM2 11H4L3 13H5V14H3ZM12 11H13V10H12ZM35 11H38V10H35ZM39 11H40V9H39ZM77 11H78V10H77ZM136 11H137V10H136ZM136 11H135V12H136ZM149 11H151V10H149ZM159 11H160V10H159ZM183 11H184V10H183ZM186 11H189V10H186ZM201 11H202V10H201ZM237 11H239V10H237ZM242 11H243V10H242ZM244 11L247 12V10H244ZM255 11H258V12L261 14V12H260V11H261L260 8H259L258 10L255 8V9H254V12H255ZM19 12H20V11H19ZM47 12H48V10H47ZM53 12H56V11L54 10V11H52V13H53ZM68 12H69V11H68ZM73 12H74V11H73ZM113 12H114V11H113ZM157 12H158V11H157ZM205 12H206V11H205ZM245 12H244V13H245ZM258 12H255L256 15H257ZM17 13H18V10L15 12V15H16V16H17ZM22 13H23V12L21 11L20 14H22ZM31 13H33V14H31L32 18H31L30 16L25 17L24 15H22L23 18L25 17V18L23 19V21H24L25 23L29 21V23H27V24H29V25H26V24L24 23L25 25H24L23 28H26V27L28 28L29 26L31 27V26L34 25L35 23H36L37 26H38V25L40 24V22L43 23V24H44V23H49L50 20H51V18H52V16H53V17H58V16H55V15L52 14V16L50 15V16H51L50 20H48V22H45V19H44V20H43V18H42V19H39L41 16H39L36 12H35V15L37 14V15L39 16V18H38L37 15H36L37 17H35L34 12H31ZM45 13H46V11H45ZM120 13H122V12H120ZM124 13H125V12H124ZM132 13H133V12H132ZM136 13H137V12H136ZM136 13H133V16L139 14V13H137V14H136ZM184 13H185V12H184ZM191 13H192V12H191ZM223 13H224V12H223ZM230 13H231V12H230ZM236 13H237V12H236ZM236 13H235V15H236ZM244 13H243V14H244ZM259 13H258V15H259ZM20 14H18V15H20ZM39 14H41V13L39 12ZM49 14H51V13H49ZM122 14H123V13H122ZM126 14H128V13H126ZM156 14H157V13H156ZM15 15H14V17H16ZM73 15H74V14H73ZM80 15H81V13H80ZM124 15H125V14H124ZM129 15H130V13H129ZM141 15H142V13L139 14V17H140ZM258 15H257V16H258ZM0 16H1V15H0ZM4 16H3V17H4ZM22 16H21V18H22ZM42 16H46V15H42ZM77 16H78V15H77ZM131 16H132V15H131ZM142 16H143V15H142ZM229 16H230V15H228V18H229ZM259 16H261V15H259ZM259 16H258V17H259ZM5 17H4V18H5ZM28 17H30V19H29ZM33 17H34V18H33ZM74 17H75V16H74ZM121 17H122V16H121ZM125 17H126V16H125ZM125 17L123 16V18H122L123 20H122V19H119V18H118V19H119V21L122 20V22H124V23L127 24V22H125V20H126V19L128 20V17H129V16H127V18L124 19ZM186 17H187V16H186ZM195 17H196V16H195ZM258 17H257V19H258ZM262 17H263V16H262ZM10 18H11V20H12V17H10ZM26 18H27V19H26ZM35 18H36V19H35ZM58 18H59V17H58ZM72 18H73V17H72ZM75 18H77V17H75ZM137 18H138V17H137ZM176 18H177V17H176ZM188 18H189V17H188ZM231 18H232V16L229 18V20H231ZM235 18H236V17H235ZM239 18H240V17H239ZM260 18H261V17H260ZM1 19H2V18H1ZM18 19H19V18H18ZM18 19H17V20H18ZM25 19H26V20L29 19V20H28V21H25ZM63 19H64V18H63ZM80 19H81V17H80ZM112 19H113V18H112ZM129 19H130V18H129ZM135 19H136V17H135ZM135 19H134V20H135ZM138 19H139V18H138ZM157 19H158V18H157ZM183 19H186V18H183ZM183 19H182V20H183ZM193 19H194V18H193ZM213 19H214V18H213ZM237 19H238V18H237ZM257 19H256V21H258ZM31 20H33V21L31 22ZM36 20H37V22H36ZM41 20H43V21H41ZM52 20H53V19H52ZM54 20H55V19H54ZM66 20H68V19H66ZM72 20H73V19H72ZM78 20H79V19H78ZM140 20H141V18H140ZM140 20H139V21H140ZM160 20H161V19H160ZM164 20H165V19H164ZM196 20H197V19H196ZM7 21H8V20H7ZM7 21H6V22H7ZM15 21H16V20H15ZM38 21H39V24H38ZM135 21H136V20H135ZM139 21H138V22H139ZM142 21H143V20H142ZM150 21H151V20H150ZM150 21H149V22H150ZM161 21H163V19H162ZM215 21H216V20H215ZM263 21H264V18H263ZM263 21H262V22H263ZM13 22H14V20H13ZM13 22L11 23V27H12V28L15 27V26H14V27L12 26V25H15V22H14V24H13ZM64 22H65V21H64ZM67 22H69V21H67ZM67 22H65V23H67ZM77 22H78V21L76 20V23H77ZM117 22H118V21H117ZM122 22H121V23H122ZM128 22H132V21L129 20ZM194 22H195V20H194ZM211 22H213V20H212ZM260 22H261V19H260ZM21 23H22V22H21ZM71 23H72V22H71ZM71 23H69V24L67 23V25H70ZM115 23H116V22H115ZM165 23H167V21L164 22V24H165ZM0 24H1V25H0L1 27H0V28H2L3 25H4V23H3V25H2V22H1ZM22 24H23V23H22ZM61 24H63V23H61ZM119 24H120V23H119ZM122 24H123V23H122ZM131 24H132V23H131ZM134 24H135V23H134ZM143 24H144V21H143ZM143 24H142V25H143ZM156 24H157V23H155L154 25H156ZM213 24H214V23H213ZM257 24H258V22L255 23V25L252 24L253 27H254V29H255V26H256ZM260 24H261V23H260ZM260 24H259V25H260ZM262 24H263V23H262ZM262 24H261V26H262ZM5 25H6V24H5ZM45 25H46V24H45ZM65 25H66V24H65ZM100 25H101V24H100ZM152 25H153V24H152ZM154 25H153V26H154ZM175 25H177V24H175ZM214 25H216V24H214ZM217 25H219V24H217ZM225 25H226V24H225ZM229 25H230V24H227V26H229ZM241 25H242V24H241ZM259 25H258V26H259ZM25 26H26V27H25ZM34 26H35V25H34ZM37 26H36V27H37ZM40 26H41V24H40ZM43 26H44V25H43ZM75 26H76V25H75ZM194 26L198 27L197 24L194 25ZM258 26H257L256 28H258ZM5 27H6V26H4L3 28H5ZM7 27L11 28L10 25L7 26ZM30 27H29V28H30ZM36 27H35V28L33 27V28H34V29H37ZM46 27H47V26H46ZM133 27H134V26H133ZM145 27H146V26H145ZM175 27H176V26H175ZM175 27H174V28H175ZM190 27H191V26H190ZM212 27H213V26H212ZM214 27H215V26H214ZM15 28H16V27H15ZM20 28H21V27H20ZM40 28H41V27H40ZM44 28H45V27H44ZM49 28H50V27H49ZM49 28H48V29H49ZM63 28H64V27H63ZM103 28H104V30L102 31V34L100 33V37H98V38H102V36H103V39H104V38H105L104 35L106 36V34H107V32H105V31H109V30L105 29V28H107V27L104 26ZM108 28H109V26H108ZM125 28H126V26H125ZM199 28H200V27H199ZM199 28H198V29H199ZM208 28H209V27H208ZM251 28H252V27H251ZM251 28H250V29H251ZM31 29H32V27L30 28V30H31ZM46 29H47V28H45V30H44V33H46V34L43 35V36H46V35L50 32V31H48V29H47V32H46ZM110 29H111V28H110ZM120 29H121V28H120ZM134 29H135V28H134ZM145 29H146V33H147V28H145ZM171 29H172V28H171ZM189 29H190V28H189ZM189 29H188V30H189ZM192 29H193V28H192ZM247 29H249V28L247 27ZM254 29H253V30H254ZM258 29H259V28H258ZM261 29H262V28H261ZM6 30L8 31V28H7ZM6 30H3V31H5V34H4L3 31H1V34H2V32H3V34H2V37H0V40H4L5 37L7 38L8 36H10V37H12V36H16V35H14V34H13V35L11 34L12 36L10 35V33L12 32L11 29H9V30H10V33H9V31H8L9 34L7 33L8 35H6V32H7ZM14 30L16 31V29H14ZM14 30H13V32H15ZM19 30H21V29H19ZM22 30H23V32L26 31L25 29H22ZM22 30H21V31H22ZM24 30H25V31H24ZM27 30H28V29H27ZM50 30H51V29H50ZM91 30H92V29H91ZM93 30H94V29H93ZM93 30H92V31H93ZM127 30H129V32H130V31H133V30H130V29H127ZM164 30H165V29H164ZM205 30H207V29H205ZM212 30H213V29H212ZM212 30H211V28H210L209 31H212ZM255 30H256V29H255ZM17 31H18V30H17ZM17 31H16L15 33H16L17 35H19V34H18L19 32L17 33ZM31 31H32V30H31ZM125 31H126V30H125ZM148 31H149V30H148ZM151 31H152V30H151ZM174 31H175V30H174ZM195 31H197V30H195ZM23 32H22V33H23ZM28 32H29V31H28ZM32 32H34V31H32ZM41 32H42V31H41ZM104 32H105L106 34L103 35ZM112 32H113V31H112ZM118 32H119V30H118ZM118 32H117V33H118ZM152 32H153V31H152ZM165 32H166V30H165ZM234 32L237 33L236 30H234ZM20 33H21V32H20ZM37 33H38V32H37ZM42 33H43V32H42ZM44 33H43V34H44ZM50 33H51V32H50ZM95 33H97V32H95ZM109 33L111 34V32H108V34H107V36H106V37L109 38V41H108V42H109V43H110V42H113V41L115 42L114 39H116V38L119 36V34H118V36L116 35L117 37L115 38V36H113V35H109ZM125 33H126V32H125ZM130 33H132V32H130ZM133 33H135V31H133ZM133 33L131 34V36L133 35ZM137 33H138V32H137ZM163 33H164V32H163ZM184 33H187V32H184ZM213 33H214V31H213ZM228 33H229V32H228ZM1 34H0V36H1ZM24 34H25V33H24ZM26 34H29V33L26 32ZM52 34H53V33H51V35H47V36H46L47 38H45V41H46V39H47V41H48V38H49V37L51 38V36H53ZM115 34H116V33H115ZM3 35H4V36H3ZM5 35H6V36H5ZM21 35H22V34H21ZM38 35H39V33H38ZM91 35H92V33H91ZM108 35H109V36H108ZM120 35H122V32H121ZM134 35H135V34H134ZM148 35H149V33H148ZM163 35H164V34H163ZM172 35H173V34H172ZM184 35H185V34H184ZM246 35H248V34H245L244 36H245V37H248V36H249V35H248V36H246ZM24 36H26V35H24ZM48 36H49V37H48ZM95 36H96V35H95ZM95 36H94V37H95ZM112 36H113V37H112ZM178 36H180V34H178ZM193 36H194V35H193ZM244 36H240V37L245 38ZM10 37H9V38H10ZM22 37H23V36H22ZM22 37H19V38H22ZM34 37H35V36H34ZM37 37H38V36H37ZM110 37L112 38L113 41L111 40ZM125 37H126V36H125ZM129 37H130V36H129ZM132 37H133V36H132ZM138 37H140V36H137V39H138ZM203 37H204V36H203ZM232 37H233V36H232ZM240 37H239V39L241 40ZM2 38H3V39H2ZM23 38H24V37H23ZM23 38H22V40H24ZM43 38H44V37H43ZM50 38H49V40H51ZM52 38H53V37H52ZM95 38H96V37H95ZM95 38H94V39H95ZM122 38H123V37L120 36V41H122V40H121ZM143 38H144L145 40H144ZM143 38H140V39H143V40L140 41V39H139V41H140V42H145V41L147 42L146 38H145V37H143ZM151 38H152V37H151ZM158 38H159V37H158ZM25 39H29V38H27V36H26ZM105 39H107V38H105ZM105 39H104V40H105ZM133 39H135V37H133ZM137 39H135V41H136ZM147 39H148V38H147ZM149 39H150V38H149ZM149 39H148V40H149ZM247 39H248V38H247ZM9 40H10V39H9ZM12 40H13V39H12ZM17 40H18V39H17ZM31 40H32V39H31ZM31 40H30V41H31ZM43 40H44V39H43ZM79 40H80V39H79ZM104 40H103V41H104ZM107 40H108V39H107ZM107 40H106V41H107ZM110 40H111V41H110ZM117 40H118V41H117ZM186 40H187V39H186ZM7 41H8V40H7ZM10 41H11V40H10ZM33 41H35V40H33ZM91 41H92V40H91ZM120 41H119V38H118V39H116V42H115V43L118 42V44L122 45ZM123 41H124V38H123ZM130 41H131V40H130ZM139 41H137V42L139 43ZM161 41H163V40H161ZM165 41H166V40H165ZM172 41H173V40H172ZM187 41H188V40H187ZM250 41H251V40H250ZM16 42H17V41H16ZM18 42H19V41H18ZM21 42H22V41H21ZM181 42H182V41H181ZM196 42H197V41H196ZM196 42H195V44H196ZM235 42H236V41H235ZM238 42H239V41H238ZM238 42H237V44H241L240 42H244V41L241 40L239 43H238ZM246 42H247V40H245L244 44H245ZM262 42H263V41H262ZM1 43H2V41H0V45H2ZM33 43H34V42H33ZM33 43H31V44H33ZM41 43H42V42H41ZM77 43H79V42L76 41V44H77ZM190 43H191V42H190ZM201 43H202V42H201ZM208 43H210V40H208ZM247 43H248V42H247ZM247 43H246V44H247ZM3 44H4V43H3ZM8 44H11V47H12L14 43H8ZM8 44H5V45H8ZM19 44H20V43H19ZM38 44H39V43H38ZM110 44H111V43H110ZM118 44H117V47H118V48L115 47L116 44H114V47L117 48L116 50L119 52V51H120L119 49L122 48V46H120V45L118 46ZM134 44H136V43H134ZM134 44H133V45H134ZM144 44H145V43H144ZM144 44H142V45H144ZM152 44H153V43H152ZM171 44H172V43H171ZM188 44H189V43H188ZM191 44H192V43H191ZM195 44H194V45H195ZM197 44H198V43H197ZM228 44H230V43H228ZM244 44H241V45H243V47L246 46L247 48L250 46V45H248V44H247V45H246V44L244 45ZM15 45H17V44L15 43L14 46H15ZM33 45H34V44H33ZM33 45H31V47H29V49L32 48ZM83 45H84V44H83ZM90 45H92V44L90 43ZM93 45H94V43H93ZM123 45H124V44H123ZM137 45H138V44H137ZM140 45H141V43H140ZM148 45H149V41H148ZM150 45H151V43H150ZM167 45H168V44H167ZM185 45H187V44H185ZM189 45H190V44H189ZM189 45H187V46H189ZM262 45H264V44L262 43L260 46H262ZM9 46H10V45H9ZM9 46H8V48H9ZM14 46H13V48L10 49L11 51L15 48ZM17 46H19V45H17ZM20 46H21V44H20ZM20 46H19V47H20ZM29 46H30V45H29ZM38 46H39V45H38ZM38 46L36 45L35 50L37 49ZM95 46H97V45H95ZM173 46H174V45H173ZM207 46H209V45H207ZM101 47H102V46H101ZM107 47H108V46H107ZM130 47H131V46H130ZM132 47H133V46H132ZM149 47H150V46H149ZM182 47H183V46H182ZM184 47H185V46H184ZM229 47H230V46H228V48H229ZM238 47H239V45H238ZM263 47H264V46H263ZM263 47H260V48H263ZM21 48H22V47H20V50H22ZM82 48H83V47H82ZM85 48H86V47H85ZM133 48H134V47H133ZM141 48H142V47H141ZM167 48H168V46H167ZM167 48H166V49H167ZM210 48H211V47H210ZM226 48H227V47H226ZM228 48H227V49H228ZM236 48H237V47H236ZM239 48H240V47H239ZM239 48H237V49H239ZM251 48H253V47L251 46ZM251 48H250V49H251ZM255 48H256V47H255ZM257 48H258V47H257ZM101 49H102V48H101ZM128 49H130V48H128ZM128 49H126V51H128ZM136 49H137V48H136ZM152 49H153V48H152ZM168 49H169V48H168ZM178 49H179V47H178ZM183 49H184V48H183ZM206 49H208V48H206ZM212 49H214V47H213ZM232 49H233V48H231V50H232ZM237 49H236V50H237ZM263 49H264V48H263ZM14 50H15V49H14ZM16 50H17V49H16ZM16 50H15V51H16ZM23 50H24V49H23ZM32 50H33V49H32ZM104 50H105V49H104ZM104 50H102V51H104ZM124 50H125V47H124ZM176 50H177V49H176ZM180 50H181V49H180ZM195 50H196V49H195ZM229 50H230V49H229ZM234 50H235V48H234ZM0 51H1V49H0ZM15 51H14V52H15ZM18 51H19V50H18ZM38 51H39V49H38ZM38 51H37V52H38ZM40 51H41V49H40ZM83 51H84V50H83ZM86 51H87V50H86ZM98 51H100V50L98 49ZM130 51H131V50H130ZM174 51H175V50H174ZM213 51H214V50H213ZM262 51H263V50H262ZM14 52H12V56H13L15 59L18 58V56H22V55H23L22 53H20V51H19V52L16 51L17 54H15L16 52H15V53H14ZM26 52H28V51H26ZM33 52H34V51H33ZM100 52H101V51H100ZM114 52H115V51H114ZM133 52H135V50H133ZM136 52H137V51H136ZM150 52H151V51H150ZM208 52H209V51H208ZM218 52H219V51H218ZM234 52H236V51H233V54H235ZM263 52H264V51H263ZM2 53H3V52H2ZM2 53H1V54H2ZM8 53L11 54V52H8ZM8 53H7V54H8ZM23 53H24V52H23ZM104 53H105V52H104ZM107 53H108V52H107ZM107 53H106V57H105V58L108 59ZM121 53H124V51L121 52ZM125 53H127V52H125ZM143 53H144V52H143ZM179 53H180V52H179ZM191 53H192V52H191ZM198 53H199V52H198ZM10 54H8V55H10ZM14 54H15V56H14ZM21 54H22V55H21ZM24 54H25V53H24ZM26 54H27V53H26ZM28 54H32V53H31V52H28ZM113 54H114V53H112V55H113ZM128 54H129V53H128ZM133 54H134V53H133ZM137 54H138V53H137ZM139 54H140V53H139ZM173 54H174V53H173ZM175 54H176V53H175ZM175 54H174V55H175ZM230 54H231V53H230ZM17 55H18V56H17ZM101 55L104 56V54H101ZM112 55L110 54V57H111ZM115 55H116V54H115ZM125 55H126V54H125ZM135 55H136V54H135ZM140 55H141V54H140ZM143 55H144V54H143ZM152 55H153V54H152ZM177 55H178V53H177L175 56H177ZM218 55H219V54H218ZM218 55H217L216 57H218ZM237 55H238V54H237ZM1 56H2V55H0V62H2V63H0V65H1V66H0V74L3 75V72L5 73V70H9V69H7V67H9L10 65H8V62H7V61L9 60L10 56H8V58H7L8 60L6 59V55H5V54L3 55V58H2ZM4 56H5V57H4ZM48 56L50 57V55H48ZM55 56H56V55H55ZM153 56H154V55H153ZM171 56H173L172 53H171ZM175 56H173V57H175ZM192 56H193V55H192ZM235 56H236V55H235ZM256 56H260V55L257 54ZM263 56H264V55H263ZM13 57H12V58H13ZM110 57H109V58H110ZM132 57H134V55H133ZM135 57H136V56H135ZM139 57H140V56H139ZM156 57H157V56H156ZM173 57H171V59H172ZM177 57H178V56H177ZM190 57H191V56H190ZM195 57H197V56H195ZM213 57H215V56H210V58H212L213 61L217 59V58L214 59ZM227 57H228V56H227ZM237 57H238V56H237ZM253 57H254V56H253ZM36 58H37V57H36ZM53 58H54V57H53ZM102 58H103V57H102ZM137 58H138V57H137ZM222 58H223V57H222ZM224 58H225V57H224ZM228 58H229V57H228ZM1 59H2V60H1ZM3 59H4V60H3ZM33 59L35 60V58H33ZM33 59H31L30 63L33 61ZM50 59H52V58H50ZM98 59H99V58H98ZM113 59H114V58H113ZM129 59H130V58H129ZM134 59H135V58H134ZM156 59H157V58H156ZM171 59H170V60H171ZM174 59H175V58H174ZM174 59H172V60H174ZM188 59H189V58H188ZM194 59H195V58H194ZM200 59H202V58H200ZM206 59H208V58L206 57ZM206 59H205V60H206ZM28 60H29V59H28ZM108 60H109V59H108ZM108 60H107V61H108ZM127 60H128V59H127ZM224 60H225V59H224ZM229 60H230V59H229ZM246 60H247V59H246ZM246 60L244 61L245 64H249V63H248L249 60H247V63H246ZM4 61L7 62V63L5 64ZM37 61H38V60H37ZM37 61H33V62H32V65H33L34 67H35V65H37ZM91 61H92V60H91ZM100 61H101V59H100ZM100 61H99V62H100ZM112 61H113V60H111V62H112ZM130 61H131V60H130ZM175 61H177V60L175 59ZM196 61H197V60H196ZM202 61L204 62V59H202ZM207 61H209V59H208ZM210 61H211V60H210ZM213 61H212V62H213ZM251 61H252V60H251ZM253 61H254V60H253ZM253 61H252V63H253ZM263 61H264V60H263ZM45 62H46V61H45ZM59 62H60V61H59ZM62 62H63V61H62ZM97 62H98V61H97ZM105 62H106V61L104 60L103 63L105 64ZM108 62H109V61H108ZM203 62L201 63V64H203V65H201V66H204L205 64L208 65V63H210V62H206V63H203ZM227 62H228V61H227ZM9 63H10V62H9ZM11 63H12V61H11ZM14 63H15V62H14ZM14 63H12L11 65H13ZM35 63H36V64H35ZM95 63H96V62H95ZM106 63H107V62H106ZM113 63H114V62H113ZM113 63H112V64H113ZM155 63H156V62H155ZM155 63H153V64H155ZM173 63H174V62H173ZM39 64H40V63H39ZM67 64H68V63H67ZM98 64H99V63H98ZM112 64H110V66H112ZM131 64H132V63H131ZM163 64H164V63H163ZM232 64H233V63H232ZM2 65H3V66H2ZM7 65H8V66H7ZM32 65H31V68H30V69H32ZM41 65H42V64H41ZM48 65H49V64H48ZM61 65H63V63H62ZM93 65H94V64H93ZM95 65H96V64H95ZM95 65H94V66H95ZM133 65H134V64H133ZM212 65L215 66V64H212ZM212 65H209L208 67H211ZM250 65H251V64H250ZM13 66H14V65H13ZM64 66H66V65H64ZM104 66H105V65H104ZM114 66H115V65H114ZM123 66H124V65H123ZM170 66H171V65H170ZM186 66H188V65H186ZM229 66H230V65H229ZM243 66H246V65L243 64ZM5 67H6V69H4ZM14 67H15V66H14ZM29 67H30V66H29ZM40 67H41V66H40ZM42 67H43V65H42ZM59 67H60V66H59ZM72 67H73V66H72ZM95 67H96V66H95ZM98 67H100V69H101L103 66H101V65L99 66V65H98ZM108 67H109V66H108ZM115 67H116V66H115ZM134 67H135V66H134ZM134 67H133L132 69H134ZM166 67H167V66H166ZM247 67H249V65H247ZM251 67H252V66H251ZM11 68H12V67H11ZM15 68H16V67H15ZM18 68H19V67H18ZM26 68H27V67H26ZM35 68H36V67H35ZM62 68H63V67H62ZM66 68H67V67H66ZM70 68H71V67H70ZM70 68H69V69H70ZM96 68H97V67H96ZM113 68H114V67H113ZM199 68H201L200 70H203V68H205V67H199ZM233 68H234V67H233ZM245 68H246V67H245ZM245 68H243V69H245ZM28 69H29V68H28ZM43 69H44V68H43ZM79 69H80V67H79ZM82 69H83V68H82ZM98 69H99V68H98ZM164 69H165V68H164ZM181 69H182V68H181ZM207 69H208V68H207ZM213 69H214V68H212V69H208V71H209V70H212V71H210V72H212V73L214 72V73H215V70H216V69H215V70H213ZM239 69H240V68H239ZM243 69H241V70H243ZM3 70H4V71H3ZM10 70H11V69H10ZM14 70L16 71V69H14ZM36 70H37V68H36ZM63 70H64V69H63ZM63 70H62V71H63ZM72 70H73V69H72ZM77 70H78V69H76V71H77ZM95 70H96V69H95ZM122 70H123V69H122ZM183 70H184V69H183ZM183 70H181V71H183ZM204 70H205V69H204ZM233 70L235 71V73H238V70H237V69H233ZM21 71H22V70H21ZM32 71H33V70H32ZM32 71H31V74H33ZM51 71H52V70H50V72H51ZM65 71H66V69H65ZM69 71L71 72V69H70V70H67L66 74L64 73L65 76L68 77L69 79L72 78L71 80H73V79H77V78H73V76H71V75H74L75 72H74L73 74H70ZM74 71H75V69H74ZM80 71H81V70H80ZM125 71H126V70H125ZM208 71H207V72H208ZM234 71H233V72H234ZM1 72H2V73H1ZM22 72H23V71H22ZM26 72H27V70H26ZM26 72L24 71V73H26ZM37 72H38V71H37ZM50 72H49V73H50ZM52 72H54V71H52ZM68 72H69V74H68ZM121 72H122V71H121ZM202 72H203V71H202ZM231 72H232V69H231ZM231 72L228 73V71H226V76H227V75L230 76V75L232 74ZM13 73H14V72H13ZM24 73H23V74H24ZM27 73H28V72H27ZM49 73H47V71H46V74L42 72V76H41V77H45V76H46L47 74H49ZM76 73H77V72H76ZM76 73H75V74H76ZM124 73H125V72H124ZM140 73H141V72H140ZM203 73H204V72H203ZM205 73H206V72H205ZM205 73H204V74H201V75L203 76V75H205ZM208 73H209V72H208ZM214 73H213V74H214ZM252 73L255 74V72H252ZM5 74H7V73H5ZM18 74H20L19 71H18ZM43 74H45V76H43ZM77 74H78V73H77ZM89 74H90V73H89ZM148 74H149V72H148ZM213 74L210 73V75H213ZM240 74H241V73H240ZM243 74H244V73H243ZM20 75H21V74H20ZM34 75H35V74H34ZM36 75H37V74H36ZM36 75H35V76H36ZM40 75H41V73H40ZM124 75H126V74H124ZM143 75H144V74H143ZM149 75H150V74H149ZM156 75H157V74H155V76H156ZM234 75H235V74H234ZM236 75H237V74H236ZM10 76H11V75H10ZM12 76H13V75H12ZM14 76H15V75H14ZM22 76H23V75H22ZM22 76H21V77H22ZM31 76H32V75H31ZM54 76H55V75H54ZM65 76H64V77H65ZM69 76H71V77H69ZM75 76H76V75H74V77H75ZM99 76H100V75H98V77H99ZM118 76H119V75H118ZM147 76H148V75H147ZM150 76H151V75H150ZM160 76H161V75H160ZM208 76H209V74L207 75V77H208ZM214 76H215V75H214ZM242 76H243V75H242ZM245 76H246V74L244 75L243 78H245ZM255 76H256V75H255ZM18 77H19V76H17V78H18ZM29 77H30V76H29ZM41 77L37 78V76H36L35 79H40ZM57 77H58V75H57ZM60 77H61V76H60ZM64 77H62V78H64ZM66 77L63 79V81H62L61 79H58V80H60V81H58V80H56V81H58V82L61 84L62 82L66 81V79H67ZM114 77H115V76H114ZM153 77H154V75H153ZM233 77H234V78H237V79H235V80H236V82H235L236 84L239 83V81L242 82V79H241L242 77H240V75H238V77H235V76H233ZM14 78H15V77H14ZM107 78H108V77H107ZM224 78H225V77H224ZM230 78H232V77H230ZM256 78H257V77H256ZM51 79H52V78H51ZM51 79H50V81H48V82H51ZM100 79H101V78H100ZM103 79H104V78H103ZM110 79H111V78H110ZM155 79H156V77H155ZM225 79L227 80L228 78L226 77ZM238 79H239V80H238ZM142 80H143V79H142ZM149 80H150V79H149ZM204 80H205V79H204ZM208 80H209V79H208ZM212 80H213V81H211V82H215V81H214L215 79H212ZM226 80H225V82H226ZM229 80H230V79H229ZM254 80L256 81L255 78H254ZM259 80H260V79H259ZM39 81H40V80H39ZM54 81H55V78H54ZM61 81H62V82H61ZM102 81H103V80H102ZM108 81H109V80H108ZM108 81H107V82H108ZM152 81H153V80H152ZM209 81H210V80H209ZM209 81H205V82H206V85H208V87H209V84H207V82H209ZM231 81H232V80H230V82H231ZM58 82H56V83H58ZM72 82H73V81H72ZM77 82H78V83H77ZM77 82L74 81V83H76V84H80V83H81V82L79 83L78 80H77ZM137 82H138V81H137ZM153 82H155V81H153ZM165 82H166V81H165ZM211 82H210V84H211ZM3 83H4V82H3ZM9 83H10V82H9ZM9 83H6V84H7V87H9V85L11 84V83H10V84H9ZM56 83H54V84L56 85ZM135 83H136V82H135ZM150 83H151V81H150ZM177 83H178V82H177ZM255 83H258V82H255ZM259 83H260V82H259ZM4 84H5V83H4ZM14 84H16V83L14 82ZM17 84H20V83H17ZM22 84H23V82H22ZM24 84H25V82H24ZM28 84H29V83H27V86H26V85H25V86H26V87H29ZM44 84H45V83H44ZM62 84H63V83H62ZM64 84H65V83H64ZM107 84H108V83H107ZM110 84H111V83H110ZM138 84H139V83H138ZM145 84H147L146 81H145ZM160 84H161V83H160ZM163 84H164V83L162 82V85H163ZM175 84H176V83H175ZM190 84H191V83H190ZM213 84H215V83H213ZM232 84H233V83H232ZM1 85H2V84H1ZM47 85H50V84L48 83ZM65 85H66V84H65ZM73 85H74V84L72 83V87H73ZM108 85H109V84H108ZM133 85H134V83H133ZM152 85H154V84H152ZM177 85H178V84H177ZM257 85H258V84H257ZM257 85H256V86H257ZM14 86H15V85H13V86L11 85V87H14ZM22 86H24V85H22ZM52 86H53V85H52ZM59 86H60V85H59ZM61 86H62V85H61ZM61 86H60V87H61ZM134 86H136V85H134ZM138 86H139V85H138ZM159 86H160V85H159ZM172 86H173V85H172ZM183 86H184V85H183ZM258 86L260 87V85H258ZM30 87H31V86H30ZM66 87L69 88V86H66ZM70 87H71V86H70ZM76 87H78V86H76ZM106 87H108V86H106ZM148 87H149L150 90L153 89V87H152L151 85H150V86L147 85V88H148ZM150 87H152V89H151ZM193 87H194V86H193ZM197 87H199V86H197ZM259 87H258V88H259ZM17 88H18V86H17ZM49 88H50V87H49ZM52 88H53V87H52ZM62 88H63V87H62ZM139 88H140V87H139ZM168 88H169V87H168ZM171 88H172V87H171ZM201 88H202V87H201ZM210 88H211V87H210ZM20 89H21V87H19L17 90H15V92L18 91V90H20ZM39 89H40V88H39ZM50 89H51V88H50ZM65 89H66V88H65ZM76 89H78V88H76ZM91 89H92V88H91ZM102 89H103V88H102ZM104 89H105V88H104ZM149 89H147V90H149ZM169 89H170V88H169ZM11 90H12V88H11ZM25 90H26V89L24 88V90H23L24 93H26V92L28 93V94H26V96H25L24 93L18 94V96H19V95L21 96V97H18V100H19V101L21 100V102L24 101V103H23L24 106H23V107H25L26 104H29L30 101L34 99V98H33V99L30 100V99H29V98H31V97H29L30 92H29V90H27V91L25 92ZM67 90H68V89H67ZM67 90H66V91H67ZM69 90H70V88H69ZM150 90H149V91H150ZM167 90H168V89H167ZM197 90H200V89L198 88ZM202 90H204V89H202ZM12 91H13V90H12ZM12 91H11V92H12ZM20 91H21V90H20ZM32 91H33V90H32ZM38 91H40V90H38ZM88 91H89V90H88ZM5 92H6V91H5ZM52 92H53V91H52ZM58 92H60L59 89H58ZM71 92H72V91H71ZM71 92L69 91L70 95H72ZM79 92H80V91H79ZM79 92H78V95H79ZM150 92H151V91H150ZM153 92H154V91L152 90V93H153ZM157 92H158V91H157ZM171 92H172V91H171ZM0 93H2V91H1ZM32 93H33V92H32ZM32 93H31V94H32ZM66 93H67V92H66ZM69 93H67V95L65 96L66 98H67V96H70V95H68ZM74 93H75V92H74ZM93 93H94V92H93ZM98 93H99V92H98ZM176 93H177V92H175L174 94H176ZM208 93H209V92H208ZM260 93H262V91H261ZM22 94H23V96H22ZM39 94H40V93H39ZM39 94H38V95H39ZM44 94H46V93H44ZM44 94H43V95H44ZM81 94H82V92H81ZM105 94H106V93H103L102 96L104 97ZM169 94H170V93H169ZM171 94H172V93H171ZM196 94H199V93H195V95H196ZM200 94H201V93H200ZM202 94H203V93H202ZM4 95H5V93H4ZM14 95H15V94H14ZM32 95H33V94H32ZM32 95H31V96H32ZM59 95H60V94H59ZM74 95H75V94H74ZM87 95H89V94H87ZM106 95H107V94H106ZM160 95H161V94H160ZM259 95H260V94H259ZM261 95H262V94H261ZM89 96H90V95H89ZM93 96H94V95H93ZM163 96H164V95H163ZM176 96H177V95H176ZM191 96H192V95H191ZM202 96H203V95H202ZM2 97H3V99H5L4 97L9 98V97L6 96V95H5V96H2ZM27 97H29V98H27ZM32 97H33V96H32ZM35 97H36V96H35ZM39 97H42V96H40V95L37 96V98H39ZM44 97H45V96H44ZM156 97H157V96H156ZM165 97H166V95H165ZM193 97H194V96H193ZM229 97H230V96H229ZM261 97H262V96H261ZM7 98H6V99H7ZM16 98H17V97H16ZM19 98H20V99H19ZM25 98H26V99H25ZM58 98H59V97H58ZM66 98H64L65 102L69 100L68 98H67L68 100H66ZM70 98H71V97H70ZM72 98H73V100H74L75 97L72 96ZM72 98H71L70 100H72ZM76 98H77V97H76ZM76 98H75V99H76ZM79 98H82V97L79 96ZM79 98H78V99H79ZM94 98H95V97H94ZM97 98H98V97H97ZM104 98H105V97H104ZM0 99H1V95H0ZM41 99H42V98H41ZM55 99H57V98L55 97ZM99 99H100V98H99ZM190 99H191V98H190ZM198 99L200 100V98H198ZM224 99H225V98H224ZM8 100H9V99H8ZM8 100H3V101L6 102V103L8 102L7 105H6V103H5V105H3V106H6V107H7L8 105H9V106H8V108L4 109L5 112L2 111L3 114L0 113V115H1V114H2V116H3V115H6V117H7L8 114H6V110H8V109L11 107L7 112H10V113L12 112V113H13L14 109L17 108V109L14 111L15 115H14V113H13V115L11 114L12 116H14V117L17 118V121L14 122L13 120H12V121L10 120L11 123H13L15 126L12 125L10 122H8L9 120L6 121L7 124L4 123L5 126H8V128H9V127L12 128V126H14V128H16V129H13V130H12V132H13V131H15V130H18V127H19L18 125H23V124H24L25 119H22V115H20V111L22 110L23 107H21V108H19V107L22 106V103L19 102L20 105H17V107H16V104H14V102H12V100H11V101H8ZM29 100H30V101H29ZM121 100H122V98H121ZM121 100H120V101H121ZM139 100H140V99H139ZM201 100H203V99H201ZM1 101H2V100H0V103H1ZM27 101H28V102H27ZM39 101H40V100H39ZM76 101H77V100H76ZM79 101H80V100H79ZM79 101H78V103H79ZM81 101H82V100H81ZM95 101H96V100H95ZM125 101H126V100L121 101L122 104H123V102H125ZM188 101H189V100H187L186 102H188ZM224 101H225V102L222 101V103H224V104H225L226 102H227V103H228V102L230 103V99H229V98H227V99L224 100ZM10 102H11V103H10ZM43 102H44V101H43ZM54 102H55V101H54ZM57 102H58V101H57ZM71 102H72V101H71ZM99 102H100V101H99ZM126 102L129 104L128 101H126ZM130 102H131V103H134V102H132V101H130ZM195 102H196V101H195ZM9 103H10V104H9ZM38 103H39V102H38ZM49 103H50V102H49ZM51 103H52V100H51ZM80 103H81V102H80ZM131 103H130V104H131ZM157 103H158V102H157ZM11 104H12V105H11ZM13 104H14V106H13ZM46 104H47V103H46ZM68 104H69V103H67V104H65V105L68 107V106H70V104H69V105H68ZM134 104H135V103H134ZM139 104H140V103H139ZM1 105H2V103H1ZM35 105H36V104H35ZM39 105H41V104L39 103ZM39 105L37 106V108L40 107ZM47 105H49V104H47ZM47 105H46V106H47ZM52 105L54 106V103H52ZM52 105H51V106H52ZM56 105H57V109H58V110L55 109V108H56ZM56 105H55V107L52 106L53 108L50 107V108H51L50 110L55 109V110H57V111L59 112V113H58V112L56 111V113H55V111H54L55 114H58V115L60 114V115H61L62 112H61V110L59 111V109H61V108H62L63 113H64V112L66 113V111L69 112L68 110H66L67 107H66V108H63L65 105H64L63 107L61 106L62 104H61L60 106H58V103H56ZM98 105H99V104H98ZM100 105H101V104H100ZM137 105H138V104H137ZM3 106H2V107H3ZM12 106H13L14 109L12 108ZM18 106H19V107H18ZM46 106H45V103H44V105L41 107V111H42V108H43V107L47 108ZM49 106H50V105H49ZM49 106H48V108H49ZM77 106H79V105L77 104ZM81 106H82V105H81ZM94 106H96V105H94ZM118 106H119V105H118ZM128 106H129V105H128ZM128 106H126V107H128ZM140 106H141V105H140ZM15 107H16V108H15ZM58 107H59V108H58ZM111 107H112V106H111ZM111 107L109 106V108H111ZM113 107H114V109L116 108L115 106H113ZM130 107H131V106H130ZM134 107H136V106H134ZM172 107H173V106H172ZM172 107H171V108H172ZM70 108H71V107H70ZM73 108H74V107H73ZM109 108H108V109H109ZM120 108H121V107H120ZM120 108H117V109H120ZM124 108H125V107H124ZM124 108L122 107L121 110L123 111ZM136 108H138V107H136ZM142 108H143V107H141V109H142ZM144 108H145V107H144ZM243 108H244V107H243ZM11 109H12L13 111H12ZM18 109H19V110L21 109V110L19 111ZM25 109H26V107H25ZM25 109H24V110H25ZM32 109H33V108H32ZM35 109H36V106H35ZM95 109H96V107H95ZM99 109H101V108H99ZM133 109H134V108H133ZM138 109H140V108H138ZM138 109H137V110H138ZM17 110H18V112H17ZM74 110H75V109H74ZM121 110H120V111H121ZM239 110H240V108H239ZM242 110H243V112L245 111L244 109H242ZM25 111H27V110H25ZM31 111H32V110H31ZM37 111L39 112L40 110L38 109ZM37 111L35 110L34 113L36 114ZM77 111H79V110H77ZM95 111H96V110H95ZM100 111L103 112V107H102V109H101ZM106 111H107V110H106ZM116 111H117V110H116ZM122 111H121V112H122ZM125 111H126V110H125ZM171 111H172V110H171ZM176 111H177V110H176ZM179 111H180V110H179ZM38 112H37V113H38ZM44 112H46V110H44L42 113L39 112V114H40V113L42 114V115L40 114V116H38L39 119H41L40 122L42 121L43 118H45V117H43V118L41 117V116L44 115V114H43ZM47 112H48V113L50 112L49 109H47ZM47 112H46V113H47ZM98 112H99V111H98ZM113 112H114V110H113ZM166 112H167V111H166ZM173 112L176 114V112H175L174 110H173ZM241 112H242V111H241ZM245 112H246V111H245ZM245 112H244V113H245ZM31 113H33V112H31ZM34 113H33V114H34ZM54 113H53V114H54ZM65 113H64V114H65ZM104 113H105V109H104ZM115 113H116V112H115ZM167 113H168V112H167ZM170 113L172 114V112H170ZM50 114H51V112H50ZM117 114H118V113H117ZM242 114H243V113H242ZM245 114H247V112H246ZM18 115H19V116H18ZM37 115H38V114H37ZM37 115H36V116H37ZM45 115H47V114H45ZM45 115H44V116H45ZM95 115H96V113H95ZM108 115H109V114H108ZM149 115H150V114H149ZM178 115H179V113H178ZM178 115H176V116H178ZM33 116H35V115H33ZM36 116H35V117H36ZM90 116L92 117V115H90ZM125 116H126V115H125ZM139 116H140V115H139ZM157 116H158V114H157ZM174 116H175V115H174ZM176 116L174 117V119L177 118ZM198 116H199V115H198ZM214 116H215V115H214ZM20 117H21V118H20ZM40 117H41V118H40ZM91 117H90V118H91ZM97 117H98V116H97ZM110 117H111V116H110ZM126 117H129V116H126ZM146 117H147V116H146ZM216 117H217V116H216ZM216 117H211V118L213 119V118H216ZM18 118L20 119V121L22 120V121H21V122H23L22 124L19 122V119H18ZM23 118H24V117H23ZM48 118H49V117H46L47 120H48ZM79 118H80V117H79ZM94 118H95V117H94ZM112 118H113V117H112ZM117 118H118V117H117ZM241 118H242V117H240V119H241ZM1 119H2V118H1ZM26 119H27V118H26ZM31 119H32V117H31ZM39 119H37V120H39ZM76 119H77V118H76ZM81 119H82V118H81ZM91 119H92V118H91ZM113 119H114V118H113ZM154 119H155V117H154ZM158 119H159V118H158ZM238 119H239V117H238ZM4 120H5V119H4ZM23 120H24V121H23ZM50 120L52 121V119H50ZM155 120H156V119H155ZM58 121H59V120H58ZM61 121H62V120H61ZM74 121H75V120H74ZM108 121H109V120H108ZM111 121H112V119H111ZM111 121H110V122H111ZM115 121H116V120L114 119L113 122L115 123ZM122 121H124V120H122ZM122 121H121V122H122ZM152 121L154 122L153 119H152ZM18 122H19V123H18ZM26 122H27V121H26ZM43 122H44V121H43ZM72 122H73V121H72ZM78 122H81V120L78 121ZM88 122L91 124V120H89ZM106 122H107V121H106ZM117 122H118V120H117ZM124 122H125V121H124ZM157 122H159V121H157ZM9 123H10V124H9ZM38 123H39V122H38ZM56 123L58 124V122H56ZM62 123L65 124V123H67V122H66L65 120H63ZM86 123H87V122H86ZM104 123H105V122H104ZM118 123L120 124V122H118ZM144 123H145V122H144ZM8 124H9V125H8ZM32 124H33V123H32ZM32 124H31V125H32ZM40 124H41V123H40ZM54 124H55V122H54ZM54 124H53V125H54ZM67 124L69 125V123H67ZM76 124H77V123H76ZM83 124H84V123H83ZM93 124H94V122H93ZM99 124H100V122H99ZM121 124H122V123H121ZM125 124H126V123H125ZM153 124H154V123H153ZM11 125H12V126H11ZM24 125H25V124H24ZM28 125H29V123H28V124L26 123V126H24V128L26 129V131H27V127H29ZM33 125H34V124H33ZM84 125H85V124H84ZM86 125H87V126H85V128L88 127L87 129L89 130V126H90V125H88V123H87ZM100 125H101V124H100ZM104 125H106V123H105ZM104 125H103V122H102V126H104ZM107 125L110 126V124H107ZM112 125H113V124H112ZM116 125H117V124H115V126H116ZM128 125H129V124H128ZM155 125H157V124L155 123ZM35 126H36V125H35ZM54 126H55V125H54ZM65 126H66V124H65ZM70 126L73 128L74 125L72 126L71 123H70V125H69L68 127H70ZM122 126H123V124H122ZM37 127H38V126H37ZM49 127H50V126H49ZM52 127H53V126H52ZM71 127L69 128L70 130L72 129ZM91 127H92V126H91ZM125 127H126V126H125ZM155 127H156V126H155ZM157 127H158V125H157ZM34 128H35V127H31L30 130H29V129H28V130L31 131V129H34ZM81 128H82V126H81ZM104 128H105V127H104ZM107 128H108V127L106 126V128H105V133H102L103 130H104L103 128H102V132H101V129H100V132H101L102 134H100L99 132L97 133L98 136L100 135V136H99V137H100L99 139H97L98 137L96 136V134H94L95 131L97 132L99 129H98V130H94V129H92V130H94V133H93L94 136H93V134H91V133L89 132V133L91 134V136H93V138H95V136H96V139H93V138L91 137V138H92V141L95 140L96 142H95V141L92 142L91 140H89V141H91V142L93 143V146L91 145L92 143H90V145H87V144L89 143V141L87 142L88 139H84V137H85L84 135H83L84 137H82V138H83L87 143H85V142H84V143L81 142V141L83 140V139L81 138V140L78 141V143L76 142L75 145L78 144V148H79V145L82 144V143H83V144H82L83 147H84L85 145H87V146H91L92 149H89L90 147H89V148L87 147V148H88V150H89L88 153H89V154H92V150H93V148H95L94 146H96V144L99 143L98 140L101 139V135H103V134L106 135V129H107ZM119 128H120V127H119ZM159 128H160V127H159ZM36 129H37V128H36ZM51 129H52V128H51ZM53 129H54V128H53ZM60 129H61V128H60ZM69 129H67V130H69ZM83 129H84V128H83ZM87 129H86V130H87ZM96 129H97V128H96ZM110 129H112V127H111ZM116 129H117V128H116ZM151 129H152V128H151ZM190 129H191V128H189L188 133L190 132ZM38 130H39V129H38ZM44 130H46V129H44ZM54 130H55L56 132H58V131H57V130H58L57 128L54 129ZM54 130H53V131H54ZM70 130H69V132L73 131L74 129L71 130V131H70ZM90 130H91V128H90ZM118 130H119V129H118ZM121 130H122V129H121ZM156 130H157V129H156ZM184 130H185V129H184ZM186 130H187V129H186ZM221 130H222V128L220 127L219 135H218V137H217L218 140H219L220 138H223L224 135H225V137H227V136H229V135H230V136H231V135H234V136H235V134H234L233 132L229 131L228 129H226V130L228 131L227 133H225L226 130L223 129V131H225V132H223V133H222ZM26 131L24 130V133H25ZM29 131H28L27 133H29ZM36 131H37V130H36ZM39 131H42V130H39ZM47 131H48V130H47ZM55 131H54V132H55ZM82 131H84V130H82ZM107 131H109V130H107ZM110 131H111V130H110ZM112 131H114V129H113ZM115 131H116V130H115ZM124 131H126V130H124ZM4 132H5V131H4ZM15 132H16V134H18V133L20 132V133L18 134V136L21 135L20 139L22 138V136L26 135V134H24V133L22 132V130H20V131L18 130V131H15ZM15 132H13V133H15ZM17 132H18V133H17ZM21 132L23 133V135L21 134ZM32 132H33V130H32L30 133H32ZM48 132H49V131H48ZM51 132H52V131H51ZM51 132H50V133H51ZM86 132H87V131H86ZM156 132H157V131H156ZM170 132H171V130H170ZM172 132H173V130H172ZM172 132H171V133H172ZM38 133H39V132H38ZM40 133H41V132H40ZM50 133H47V135L50 134ZM58 133H60V132H58ZM126 133H127V132H126ZM157 133H158V132H157ZM157 133H156V134H157ZM159 133H160V132H159ZM161 133H162V131H161ZM184 133H185V132H183L182 134H184ZM221 133H222V134H221ZM43 134H45L44 131H43ZM52 134H53V132L50 134V137L52 136ZM86 134H87V133H85V135H86ZM179 134H180V133H179ZM179 134H178V135H179ZM190 134H192V132H190ZM37 135H38V134H37ZM47 135H46V136H47ZM60 135H61V134H60ZM105 135H103V136H105ZM125 135H126V134L124 133V137H125ZM141 135H142V134H141ZM152 135H153V134H152ZM226 135H227V136H226ZM0 136H1V135H0ZM6 136H7V135H6ZM6 136H5V139L8 137V136H7V137H6ZM40 136H41V135H40ZM56 136H57V135H56ZM56 136H55V133H54L53 136H52L53 138L51 137V140H54ZM86 136H89V134H87ZM103 136H102V137H103ZM157 136H158V134H157ZM162 136H163V135H162ZM175 136H177V135H175ZM184 136H187V135H184ZM1 137H2V136H1ZM15 137L18 138L16 135H15ZM30 137H31V136H30ZM38 137H39V136H38ZM41 137H43V136H41ZM122 137H123V136H122ZM126 137H127V136H126ZM151 137H153V136H151ZM164 137H165V136H164ZM191 137H192V136H191ZM242 137H243V139L245 138L244 135H242ZM3 138H4V137H3ZM3 138H2V139H3ZM16 138H13V139L16 140ZM59 138H60V137H59ZM85 138H86V137H85ZM87 138H88V137H87ZM89 138H90V136H89ZM106 138H107V137H106ZM180 138H182V137H180ZM183 138H184V137H183ZM20 139H19V140H20ZM25 139H26V137L23 139V141H24ZM30 139H31V138L26 139L25 141L27 142V140H30ZM43 139H44V138H43ZM48 139H49V137H48ZM120 139H122V138H120ZM124 139H125V138H124ZM124 139H123V140H124ZM146 139H147V138H146ZM153 139H155V138L153 137ZM17 140H18V139H17ZM37 140H39V139H37ZM56 140H58V139H56ZM118 140H119V139H118ZM118 140H117V141H118ZM155 140H156V139H155ZM236 140H237V139H236ZM3 141H4V140H3ZM46 141H47V140H46ZM46 141H45V142H46ZM120 141H121V140H120ZM126 141H127V140L125 139V142H126ZM143 141H145V140H143ZM7 142H8V141H7ZM9 142H12V140H11V141L9 140ZM50 142H51V141H50ZM50 142H49V143L46 142V144H48V145H49V144H52V143H50ZM100 142H101V141H100ZM114 142H115V141H114ZM122 142L124 143V141H122ZM146 142H147V141H146ZM148 142H150V141H148ZM193 142H194V141H193ZM0 143H1V142H0ZM4 143H5V142H4ZM13 143H14V142H13ZM13 143H11V144H12V145H15V144H13ZM20 143H21V142H20ZM30 143H31V142H30ZM42 143H43V142H42ZM79 143H80V144H79ZM116 143L119 144L118 142H116ZM116 143H115V144H116ZM17 144H18V143H17ZM22 144L24 145V143H22ZM27 144H28V143H27ZM31 144H32V143H31ZM34 144H35V143H34ZM40 144H41V143H40ZM46 144H45V145H46ZM84 144H85V145H84ZM126 144H127V143H126ZM128 144H129V143H128ZM128 144L125 145V146H128ZM195 144H196V143H194V145H195ZM4 145H5V144H4ZM6 145H8V144H6ZM6 145H5V146H6ZM9 145H10V144H9ZM9 145H8V146H9ZM19 145H20V144L15 145L14 147H16V146L18 147ZM99 145H100V144H99ZM120 145L123 146V144H121V142H120ZM145 145H146V144H145ZM20 146H21V145H20ZM20 146H19V147H20ZM24 146H25V145H24ZM35 146H36V145H35ZM38 146L41 147V145H39V144H38ZM43 146H44V145H43ZM43 146H42L40 149L43 150ZM49 146H50V145H49ZM100 146H101V145H100ZM190 146H192V143L190 144ZM0 147H1V145H0ZM19 147H18V149H19ZM54 147H55V146H54ZM80 147H81V145H80ZM101 147H102V146H101ZM188 147H189V146H188ZM26 148H27V147H26ZM48 148H49V147H48ZM52 148H53V146H52ZM84 148H85V147H84ZM87 148H85V149H87ZM96 148H97V147H96ZM130 148H132V147H130ZM196 148H197V147H196ZM223 148H224V145H223V144L220 145L219 148L217 149L218 152L221 151ZM18 149H17V150H18ZM36 149H38V147H37ZM50 149H51V148H50ZM71 149H72V148H71ZM71 149H70V152H72ZM80 149H81V150H79V151H82V150H83L82 148H80ZM98 149L101 150L102 148H99V147H98ZM125 149H126V148H125ZM128 149H129V146H128ZM207 149H208V148H207ZM10 150H11V149H10ZM21 150L23 151V149H21ZM38 150H39V149H38ZM102 150H104V149H102ZM102 150H101V151H102ZM108 150L111 151V148H109ZM174 150H175V149H174ZM0 151H1V149H0ZM18 151H19V150H18ZM76 151L79 153V151L75 149V152H76ZM106 151H107V150H106ZM110 151H108V152H110ZM135 151H137V149H136ZM170 151H172V150H170ZM192 151H193V150H192ZM207 151H208V150H207ZM207 151H206V154H207ZM209 151H210V150H209ZM1 152H4V151H1ZM7 152H8V151H7ZM14 152L16 153V151H14ZM20 152H21V151H20ZM25 152H26V151H25ZM31 152H32V151H31ZM38 152H40V151H38ZM41 152H42V151H41ZM41 152H40V153H41ZM48 152H49V153H48ZM48 152H47V153L50 154V150H49ZM65 152H66V151H65ZM94 152H95V154H94ZM108 152H107V153H108ZM112 152H113V151H112ZM115 152H116V151H115ZM125 152L127 153V150L124 151V152H122V154H123V153L125 154ZM188 152H189V151H188ZM193 152H194V151H193ZM8 153H9V152H8ZM8 153H7V154H8ZM23 153H24V151H23ZM28 153H29V152H28ZM33 153L35 154L36 152L34 151ZM44 153H46V150H45ZM67 153H69V151H68ZM73 153H74V152H73ZM84 153H85V152H84ZM98 153H99V152H98ZM102 153H103V155H104V154H105V151L101 152V154H102ZM113 153H114V152H113ZM160 153H162V152H160ZM216 153H217V152H216ZM11 154H12V153L10 152V154H9L10 157H11ZM76 154H77V153H76ZM80 154H81V155H80L79 157L83 156V155H82V154H83L82 152H80ZM93 154H94V156L96 155V156H95V159L97 158V159H96V162H97V163H96V162H94V163L97 164V166H99V165L101 164V161H102V162L104 161V162H103L104 164H103V163H102V164H103V166H104L103 169H105L104 171H106L107 167L105 168V165L107 166V161L105 160V157H107V155H104V157L102 156V158H101V157H100L101 155H100V154L98 155V154L96 153V151H94V150H93ZM122 154H121V155H122ZM180 154H181V153H180ZM180 154H179V155H180ZM184 154H186L188 157L190 156V155L187 154V153H184ZM193 154H195V153H193ZM206 154H205V155H206ZM1 155H2V154H1ZM15 155H16V154H15ZM30 155H31V154H30ZM35 155H36V154H35ZM63 155H64L63 158H65V157H66V153L63 154ZM69 155H71V154H69ZM78 155H79V154H78ZM78 155H76V157H77ZM108 155H110V153H109ZM129 155L131 156L130 153H129ZM163 155H164V154H163ZM163 155H162V156H163ZM181 155H182V154H181ZM181 155H180V156H181ZM199 155H200V154H199ZM7 156H8V155H6V157H7ZM47 156H48L49 158L51 157V156H49V155H47ZM74 156H75V154H74ZM74 156H73V157H74ZM125 156H126V155H125ZM127 156H128V154H127ZM127 156H126V158L129 159L130 157H127ZM197 156H198V154L195 155V157H197ZM217 156H218V154H216V157H217ZM234 156H235V155H234ZM10 157L8 156L7 158H10ZM16 157L19 158V156H16ZM16 157H15V158H16ZM45 157H46V156H45ZM52 157H53V156H52ZM67 157L70 158L68 155H67ZM67 157H66V159H67ZM71 157H72V156H71ZM116 157H120L119 154H118ZM116 157H115V158H116ZM122 157H123V156H122ZM190 157H191V156H190ZM192 157H193V156H192ZM201 157H202V156H201ZM93 158H94V157H93ZM98 158H100V159H98ZM112 158H113V157H112ZM126 158H125V159H126ZM135 158H136V157H135ZM139 158H140V156H139ZM197 158H198V157H197ZM197 158H196V159H197ZM231 158L233 159L234 157L232 156ZM2 159H3V158H2ZM12 159H13V157H12ZM19 159H20V158H19ZM52 159H53V158H52ZM109 159H111V157H109ZM109 159H108V160H109ZM127 159H126V161H128ZM132 159H133V158H132ZM132 159H131V160H132ZM162 159H163V158H162ZM193 159H194V158H193ZM201 159H202V158H201ZM224 159L227 160V157L224 158ZM8 160H9V159H8ZM16 160H17V159H16ZM16 160H11V162H12V161H15V164H16ZM53 160H54V159H53ZM97 160H99L100 162L97 161ZM122 160H123V159H122ZM131 160H130V161H131ZM197 160H198V159H197ZM226 160H225V161H226ZM260 160H261V159H260ZM0 161H1V159H0ZM4 161L6 162V160H4ZM17 161H18V160H17ZM34 161H35V160H34ZM49 161H50V160H49ZM90 161H91V160H90ZM105 161H106V164H105ZM110 161H111V160H110ZM124 161H125V160H124ZM139 161H140V160H139ZM139 161H138L137 163H135V164H138ZM206 161H207V160H206ZM208 161H209V159H208ZM208 161H207V162H208ZM227 161H229V160H227ZM227 161H226V162H227ZM35 162H36V161H35ZM54 162L56 163V161H54ZM54 162H53V164H55ZM134 162H135V160H134ZM189 162H190V160H189ZM198 162H199V160L197 161V163H198ZM7 163H8V162H6V164H7ZM9 163H10V161H9ZM91 163H92V162H91ZM131 163L134 164L133 162H131ZM143 163H144V162H142V164H143ZM227 163H229V162H227ZM263 163H264V161H263ZM4 164H5V163H4ZM10 164H11V163H10ZM12 164H13V163H12ZM12 164H11V165H12ZM15 164H14V165H15ZM33 164H34V163H33ZM64 164H66V163H64ZM69 164H70V163H68L67 165H68V166H71V165H69ZM92 164H93V163H92ZM135 164H134V168H135ZM140 164H141V163H140ZM142 164H141V165H142ZM229 164H230V163H229ZM229 164H227V166H229ZM231 164H232V163H231ZM0 165H3V164H0ZM8 165H9V164H7V167H10V165H9V166H8ZM14 165H13V167H14ZM16 165H17V164H16ZM16 165H15V168H14V169H16ZM34 165H35V164H34ZM37 165L40 166V162H39V164H37ZM89 165H91V164H88V166H89ZM125 165H127V162H125ZM129 165H131V164H129ZM129 165H128V166H129ZM74 166H75V165H74ZM131 166H132V165H131ZM131 166H130V167H131ZM143 166L145 167V164L142 165L141 167H143ZM1 167H2V166H1ZM3 167L5 168L4 165H3ZM7 167H6V168H7ZM13 167H12V168H13ZM17 167H18V166H17ZM33 167H34V166H33ZM41 167H42V166H41ZM41 167H39V168H41ZM44 167H45V166H44ZM46 167H47V166H46ZM50 167H51V166H50ZM52 167H54V166H52ZM80 167H81V166H80ZM83 167H84V166H83ZM91 167L94 168L93 166H91ZM190 167H191V165H190ZM37 168H38V167H37ZM54 168H56V167H54ZM54 168H51V169L53 170ZM71 168L73 169V167H71ZM74 168H76V167H74ZM78 168H79V167H78ZM92 168H91V169H92ZM136 168H137V167H136ZM193 168H194V167H192V169H193ZM9 169H10V168H9ZM14 169H13V170H14ZM18 169H19V168H18ZM31 169H32V168H31ZM35 169H36V168H35ZM44 169H46V168H44ZM44 169H43V170H44ZM59 169H61V168H59ZM68 169L70 170V167H69ZM82 169H85V168H82ZM132 169H133V167H132ZM137 169H138V168H137ZM144 169H145V168H144ZM190 169H191V168H190ZM203 169H204V172H205V170L208 169V165H205V167H202V168L200 169L201 172H202V174H199V175H198V173H200V172H198V173L196 172L197 177H198L199 179H201L202 176H203L204 174H206V172H205V173L203 172ZM3 170H4V169H2L1 171H3ZM5 170H6V169H5ZM10 170H11V169H10ZM13 170H12V171H13ZM32 170H33V169H32ZM32 170H31V171H32ZM37 170H38V169H37ZM39 170H40V169H39ZM63 170H64V169H63ZM66 170H67V169H66ZM76 170H77V168H76ZM94 170H95V169H94ZM101 170H102V169H100V172H101ZM122 170H123V169H122ZM210 170H211V168H210ZM7 171H9V170H7ZM15 171H16V170H15ZM28 171H29V170H28ZM46 171L48 172V170H46ZM53 171H54V172L57 171V172H58L57 174H60V175H63V174H65V173L67 172V171L64 172V171H61V170H60L61 172H63V174H61V173H59L60 171H58V168H57L56 171H55V170H53ZM53 171H51L50 173L52 174ZM71 171H72V170H70V172H71ZM77 171H78V170H77ZM80 171H81V170H80ZM80 171H79V172H80ZM83 171H85V170H83ZM92 171H93V170H92ZM108 171H109V172H108ZM133 171H134V170H133ZM140 171H141V170H140ZM179 171H180V170H179ZM179 171H178V173H179ZM4 172H5V171H4ZM10 172H11V171H10ZM32 172L37 173V171H35V170L32 171ZM39 172L42 173V171H39ZM39 172H38V173H39ZM47 172H46V174H45L44 177H46ZM68 172H69V171H68ZM87 172H89V171L87 170ZM90 172H91V170H90ZM97 172H99V171H98V167H97ZM106 172H108V174H109V173H110V170H107ZM163 172H165V171H163ZM186 172H187V171H186ZM0 173H2V172H0ZM15 173L17 174V172H15ZM15 173H13V174H15ZM44 173H45V172H44ZM50 173H49V174H50ZM83 173H84V172H83ZM104 173H105V172H104ZM131 173H132V172H131ZM134 173H135V172H134ZM138 173H139V172H138ZM160 173H161V172H160ZM182 173H184V171H183ZM182 173H181L180 175H182ZM263 173H264V172H263ZM3 174H4V173H3ZM11 174H12V173H11ZM13 174H12V175H13ZM24 174H28V172H27V173H24ZM57 174H56V175H57ZM66 174L68 175V173H66ZM69 174L71 175V173H69ZM89 174H90V173H89ZM114 174H115V173H114ZM114 174H113V176H114ZM136 174H137V173H136ZM167 174H168V173H167ZM167 174H166L167 177H166L165 175H163V176H165V179L162 177L164 180H166V179L168 180L169 176H168ZM210 174H211V173H210ZM1 175H2V174H1ZM6 175H7V174H6ZM28 175H29V176H27V177L31 178L30 182H31V181H32V182H35V181H33V179H32V178H34V177H31L32 175H31L30 173H29ZM35 175H36V174H35ZM35 175L33 174V176H35ZM56 175H55V176H56ZM78 175H79V174H78ZM102 175H103V174H102ZM105 175H106V176H109V175H107V174H105ZM133 175H134V174H133ZM7 176L9 177L10 175L8 174ZM14 176H15V175H14ZM16 176H17V175H16ZM41 176H43V173H42L40 176H37V177H41ZM55 176H54V174H53V175L50 176V177H55ZM63 176H64V175H63ZM63 176H62V177H63ZM76 176H77V175H76ZM111 176H112V175H111ZM113 176H112L111 178H110V176H109V179H112ZM134 176H135V175H134ZM141 176H142V175H141ZM1 177H3V175H2ZM12 177H13V176H12ZM18 177H19V176H18ZM25 177H26V176H25ZM25 177H24V178H25ZM27 177H26L25 179H28V180H29V178H27ZM44 177H42V178H44ZM67 177H68V176H67ZM80 177H81V175H80ZM127 177H129V176H127ZM204 177H205V175H204ZM42 178H40V181L43 180V182H45V181H44L45 178H44V179H42ZM64 178H65V177H64ZM82 178H83V177H82ZM120 178H121V176H120ZM135 178H136V176H135ZM5 179H6V178H5ZM7 179H8V178H7ZM16 179H17V178H16ZM16 179L13 178L12 183H14V182H15L14 180H16ZM37 179H38V178H37ZM65 179H66V178H65ZM69 179H70V178H68V180H69ZM72 179H73V178H72ZM105 179H107V181L109 180L107 177H106ZM122 179H123V178H122ZM122 179H120V180H122ZM126 179H127V178H126ZM130 179H132V178L130 177ZM49 180H50V179H49ZM66 180H67V179H66ZM123 180H124V179H123ZM143 180H144V178H143ZM145 180H146V179H145ZM167 180H166V181H167ZM170 180H171V179H170ZM2 181H4V183H5L6 180L3 179ZM40 181H39V184L41 183ZM47 181H48V180L46 179V182H47ZM56 181H57V180H56ZM85 181H86V180H85ZM99 181H101V180H99ZM127 181H128V180H127ZM131 181H134V180L132 179ZM168 181H169V180H168ZM171 181H172V180H171ZM174 181H175V179H174ZM205 181H207V180H205ZM205 181H204V182H205ZM43 182H42V183H43ZM46 182H45V184H46ZM88 182H89V181H86V183H88ZM108 182H110V181H108ZM108 182H107V183H108ZM118 182L120 183V181H118ZM125 182H126V181H125ZM141 182H142V181H141ZM141 182H140V183H141ZM145 182H146V181H145ZM175 182H176V181H175ZM0 183H1V182H0ZM23 183H24V182H23ZM26 183H28V182L26 181ZM42 183L40 184L41 186H42ZM49 183H50V182H49ZM49 183H48V184H49ZM54 183H55V182H54ZM89 183H90V182H89ZM110 183H111V182H110ZM110 183H109V184H110ZM113 183H114V182H113ZM121 183H122V181H121ZM142 183H144V182H142ZM149 183H150V182H149ZM176 183H177V182H176ZM5 184H6V183H5ZM29 184H30V183H29ZM35 184H36V182H35ZM45 184L43 183V185H45ZM58 184H59V183H58ZM109 184H108V186H109ZM115 184H116V183H115ZM123 184H124V183H123ZM170 184L172 185L173 183L171 182ZM7 185H8V184H7ZM7 185L4 187V184H3V187L6 188V187L9 186V185H8V186H7ZM13 185H14V184H13ZM26 185H27V184H26ZM31 185H32V184H31ZM40 185H39V186H40ZM52 185H53V184H52ZM52 185H51V186H52ZM55 185L58 186L57 184H55ZM59 185H60V184H59ZM90 185H91V184H90ZM102 185H104L103 182H102ZM110 185H111V184H110ZM118 185H119V184H118ZM133 185H135V184H133ZM141 185H142V184H141ZM171 185H170V186H171ZM14 186H15V185H14ZM23 186H24V185H23ZM27 186H29V185H27ZM48 186H49V185H48ZM105 186H106V185H105ZM108 186H107V187H108ZM116 186H117V184H116ZM119 186H120V185H119ZM125 186H126V185H125ZM130 186H131V185H130ZM263 186H264V185H263ZM9 187L12 188L11 185H10ZM9 187H8V188H9ZM34 187H35V186H34ZM61 187H63V185H61V186H59V187H57V188L59 189V188H61ZM128 187H129V186H128ZM128 187H126V189H127ZM171 187H172V186H171ZM175 187H176V188L178 187L177 184H176ZM175 187H174V184H173L172 189L175 190ZM0 188H1V187H0ZM22 188H23V187H22ZM24 188H25V187H24ZM27 188H28V187H27ZM36 188H37V187H36ZM52 188H53V187H52ZM254 188H255V187H254ZM2 189H3V188H2ZM6 189H7V188H6ZM19 189H20V188H19ZM31 189H32V188H31ZM31 189H30V192H29V193L32 192ZM58 189H57V190H58ZM247 189H248V188H247ZM8 190H9V189H8ZM11 190H12V189H11ZM20 190H21V189H20ZM35 190H36V189H35ZM37 190H38V189H37ZM54 190H55V189H54ZM128 190H129V189H127L126 192H127ZM136 190H137V189H136ZM141 190H142V189H141ZM249 190H250V189H249ZM0 191H1L2 193L7 192V190L5 191V189H4V192H3L1 189H0ZM21 191H23V190H21ZM25 191H26V190H25ZM59 191H61V189H60ZM59 191H58V192H59ZM67 191H68V190H67ZM110 191H111V190H110ZM120 191H121V190H120ZM130 191H131V190H130ZM142 191H143V190H142ZM142 191H141V192H142ZM144 191H145V190H144ZM242 191H244V192L246 191V192H247L248 190L243 189ZM9 192H10V191H8L7 193H9ZM55 192H57V191H55ZM96 192H97V191H96ZM134 192H136V191H134ZM2 193H0V194H2ZM29 193H28V194H29ZM39 193H40V192H39ZM39 193H38V194H39ZM46 193H47V192H46ZM48 193H50V192H48ZM48 193L45 194V192H44L43 194H44V195H48V196L51 197V195L48 194ZM67 193H68V192H67ZM67 193H64V195H63V193H62L63 198H64L65 194H66V196L68 197V194H67ZM91 193L96 194V193H94V191H91ZM128 193H129V192H128ZM33 194H34V193H33ZM33 194L31 193L30 196L33 195ZM43 194L41 195V193H40V196H39V197L43 196ZM55 194H56V193H55ZM58 194H59V193H58ZM88 194H89V193H88ZM97 194H99V193L97 192ZM97 194H96V196H97ZM135 194H136V193H135ZM2 195H3V194H2ZM2 195H0V196H1L2 199H3L5 196H2ZM24 195H25V194H24ZM101 195H102V194L100 193V196L98 195V198L101 197ZM103 195H104V194H103ZM133 195H134V193H133ZM27 196H28V195H26V197H27ZM56 196H57V195H56ZM59 196H60V195H59ZM59 196H58V198H59ZM66 196H65V198H66ZM87 196H88V195H87ZM89 196H90V195H89ZM111 196H112V195H111ZM111 196H110V198H113V196H112V197H111ZM127 196H128V194H127ZM137 196H138V194L135 196V197L138 199L139 196H138V197H137ZM6 197H9V194H8V196H6ZM34 197H35V196H34ZM34 197H33V198H34ZM37 197H38V196H37ZM37 197H36V198H37ZM44 197H45V196H44ZM52 197H53V196H52ZM60 197H61V196H60ZM117 197H118V196H117ZM125 197H126V196H125ZM129 197H130V196H129ZM31 198H32V197H31ZM89 198H90V197H89ZM98 198H96V200H98ZM108 198H109V197H108ZM22 199L25 201V197H23ZM22 199L20 198V200H22ZM27 199H28V198H27ZM93 199H94V198H93ZM99 199H101V198H99ZM113 199H114V198H113ZM115 199H117V198H115ZM127 199H129V198H127ZM0 200H1V199H0ZM14 200H16V199H14ZM64 200H65V199H64ZM66 200H67V199H66ZM70 200H71V199H70ZM96 200H93V201H96ZM130 200H131V198H130ZM133 200H134V199H132V201H133ZM202 200H204V199H202ZM6 201H7V199H6ZM10 201H11V198H10ZM62 201H63V200H62ZM72 201H73V199H72ZM75 201H76V200H75ZM88 201L90 202V199H89ZM100 201H101V202H100ZM100 201H99L100 203L103 202L102 200H100ZM114 201H115V200H114ZM137 201H138V200H137ZM141 201H142V200H141ZM204 201H205V200H204ZM207 201H208V200H207ZM27 202H28V201H27ZM65 202H66V201H65ZM97 202H98V201H97ZM97 202H96V203H97ZM99 202H98V203H99ZM104 202H105V201H104ZM108 202H111V201H108ZM115 202H117V201H115ZM115 202H114V203H115ZM121 202H122V201H121ZM121 202H120V204H121ZM138 202H139V201H138ZM242 202H243V201H240V202H239V205L242 204ZM0 203H1V202H0ZM10 203H11V202H9V204H10ZM15 203H16V201H15ZM17 203H19V202H17ZM21 203H24V202H21ZM66 203H67V202H66ZM66 203H65V204H66ZM68 203H69V202H68ZM94 203H95V202H94ZM96 203H95V204H96ZM100 203H99L98 205L101 206L102 204H100ZM105 203H106V202H105ZM133 203H134V202H133ZM133 203H132V206L135 205V204H137V202H135V204H133ZM189 203H190V202H188V204H189ZM202 203H203V202H202ZM209 203H210V201H208V204H205V206L209 205ZM214 203H215V202H213V205H214ZM3 204H5V203H3ZM13 204H14V203H13ZM26 204H27V203H26ZM28 204L30 205L29 202H28ZM35 204H36V203H35ZM71 204H72V202H71ZM73 204H74V203H73ZM73 204H72V205H73ZM75 204H76V203H75ZM75 204H74L73 206H75ZM91 204H92V203H91ZM108 204H109V203H108ZM115 204H116V203H115ZM129 204H130V203H129ZM138 204L140 205V204H142V203H138ZM138 204H137V205H138ZM203 204H204V203H203ZM210 204H211V203H210ZM236 204H237V203H236ZM251 204H252V203H251ZM11 205H12V204H11ZM14 205H15V204H14ZM14 205H13V206H14ZM20 205H21V204H20ZM36 205H37V204H36ZM79 205H80V204H79ZM79 205L77 204V206H79ZM93 205H94V204H93ZM106 205H107V204H106ZM116 205H117V204H116ZM118 205H119V204H118ZM118 205H117V206H118ZM171 205H172V204H171ZM201 205H202V204H201ZM2 206H3V205H0V208H1ZM7 206H8V205H7ZM21 206L23 207L24 205H21ZM73 206H72V208H73ZM77 206H75V208H76ZM117 206H116V207H117ZM135 206H136V205H135ZM135 206H133V207H135ZM237 206H238V205H237ZM11 207H12V206H11ZM15 207H16V205H15ZM68 207H69V206H68ZM94 207H96V206L94 205ZM94 207H93V208H94ZM113 207H114V206H113ZM118 207H121V206H118ZM130 207H131V206H130ZM133 207H132L131 209H134ZM138 207H139V206H138ZM138 207H137V208H138ZM191 207H192V206H191ZM191 207H189V208H191ZM207 207H208V206H207ZM214 207H215V206H214ZM250 207H252V205H250ZM72 208H71V209H72ZM78 208H79V207H78ZM96 208H98V207H96ZM137 208H136V209H137ZM179 208H180V207H179ZM189 208H188V209H189ZM198 208H200V210H201V207H197V209H198ZM204 208H205V207H204ZM252 208H253V207H252ZM259 208H260V207H259ZM12 209H13V207H12ZM12 209H11V210H12ZM17 209H18V208H17ZM23 209L26 210L27 208H23ZM33 209H34V208H33ZM37 209H38V208H37ZM65 209H70V208H67V206H66ZM76 209H77V208H76ZM112 209H115V208H112ZM117 209H118V208H117ZM236 209H237V210H239V209L241 210V205L238 206V207H236ZM256 209H257V208H256ZM256 209H254V208L252 209L253 213H254V211H255ZM14 210H15V209H14ZM24 210H23V211H24ZM115 210H116V209H115ZM115 210H114V211H115ZM134 210H135V209H134ZM191 210H192V208H191ZM202 210H204V209H202ZM259 210H260V209H259ZM259 210L257 209V210L255 211V213H256L257 211H259ZM1 211L3 212V210H1ZM26 211H27V210H26ZM114 211H113V212H114ZM180 211H181V209H180ZM10 212H11V211H10ZM19 212H20V211H19ZM27 212H28V211H27ZM111 212H112V211H111ZM115 212H116V211H115ZM115 212H114V213H115ZM117 212H118V211H117ZM132 212H133V210H132ZM259 212H261V211H259ZM5 213H7V212L5 211ZM16 213L18 214V212H15V214H16ZM31 213H32V211H31ZM37 213H38V212H37ZM37 213H36V214H37ZM118 213H120V211H119ZM118 213H117V215H119ZM3 214H4V212H3ZM3 214H1L0 216H3ZM10 214H12V213H10ZM22 214H23V213H22ZM24 214H25V213H24ZM120 214H121V213H120ZM251 214H252V212H251ZM251 214H250V215H251ZM258 214H260V213H258ZM13 215H14V214H13ZM18 215H19V214H18ZM20 215H21V214H20ZM32 215H33V214H32ZM72 215H73V214H72ZM121 215H122V214H121ZM126 215H127V214H126ZM252 215L255 216L256 214H255V215L252 214ZM252 215H251V217L253 218ZM15 216H16V215H15ZM21 216H22V215H21ZM66 216H67V215H66ZM95 216H97V214H96ZM112 216H113V215H112ZM3 217H4V216H3ZM114 217H115V215H114ZM118 217H119V216H118ZM118 217H117V219H118ZM121 217H123V216H121ZM146 217H147V216H145V217H143V218H146ZM215 217H217V215L214 213L213 216H212L211 218H212L214 221H218V219H217L218 217H217V218H215ZM4 218H5V217H4ZM25 218H26V217H25ZM27 218H28V217H27ZM34 218H35V217H34ZM37 218H38V216H37ZM37 218H36V219H37ZM97 218H99V217H97ZM97 218H95L96 220H94V222L96 221V222L99 224V222L97 221V220H98ZM110 218H111V216H110ZM115 218H116V217H115ZM148 218H149V217H148ZM211 218H210V219H211ZM252 218H250V219H252ZM259 218H260V217H259ZM29 219H30V218H29ZM254 219H256V217L253 218V221H252V222H253V223H254V222L256 223V221H254ZM262 219H263V218H262ZM1 220H2V219H1ZM31 220H32V219H31ZM78 220H79V219H78ZM78 220H77V221H78ZM115 220H116V219H115ZM119 220H120V218H119ZM256 220H258V219H256ZM25 221H27V220H25ZM33 221H34V220H33ZM77 221H76V223H77ZM80 221H83V220H80ZM108 221H109V220H108ZM122 221H123V218H122ZM122 221L119 222V225H121L120 223H121ZM141 221H142V220H141ZM143 221H144V220H143ZM172 221H173V220H171V222H172ZM174 221H175V220H174ZM174 221L172 222V224L174 223ZM262 221H263V220H262ZM2 222H4V221L2 220ZM2 222H1V223H2ZM11 222H12V220H11ZM11 222L9 223V225H11ZM78 222H79V221H78ZM88 222H90V221H88ZM110 222H111V221H110ZM146 222H147V221H146ZM171 222H170V223H171ZM252 222H251V223H252ZM7 223H8V222H7ZM7 223H2V224H3L4 226H6ZM27 223H28V221H27ZM34 223H35V225H36V222H34ZM34 223H33V224H34ZM79 223L82 224V225L85 224V223H83V222H79ZM79 223H78V225H79ZM101 223H102V222H101ZM105 223H106V221H105ZM105 223H104V226H102V225L99 224L100 226H102L101 229H97V228H99L100 226H99V225L97 226V224H96V227H97V228H95V229H96V232H99L98 230H101V231H102V229H103V230H106L105 228L108 227V225H107L108 223H107V224H105ZM116 223H117V222H116ZM170 223H169V224H170ZM2 224L0 225V227H1V226L3 227ZM28 224H29V223H28ZM28 224H27V225H28ZM31 224H32V223H31ZM38 224H39V223H38ZM172 224H171V225H172ZM258 224H259V223H258ZM9 225L7 224V227H6L7 230H9V229H8ZM35 225H34V226H35ZM39 225H40V224H39ZM87 225H88V224H87ZM119 225H118V226H119ZM30 226H31V225H30ZM32 226H33V225H32ZM53 226H54V225H53ZM55 226H57V224H56ZM85 226H86V225H85ZM85 226H83V227H85ZM126 226H127V225H126ZM126 226H124V227L126 228ZM37 227H38V226H36V228H37ZM41 227H42V226H40L39 229H41L42 231H44ZM86 227H87V226H86ZM103 227H105V228H103ZM124 227L122 226V228H124ZM127 227H128V226H127ZM170 227H171V226H170ZM175 227H176V224L174 223V225H172V228H175ZM257 227H258V226H257ZM257 227H255V228H257ZM260 227H261V226H260ZM57 228H58V227H57ZM139 228H140V227H139ZM172 228H171V229H172ZM255 228H254V230H255ZM126 229H128V228H126ZM202 229H203V228H202ZM202 229H201V230H202ZM259 229H260V228H259ZM3 230H4V229H3ZM7 230H5V231H7ZM78 230H81V231H82L83 229H82V227H80V228H78ZM120 230H122V229H120ZM124 230H125V229H124ZM5 231L3 232V231L1 230V232H3V233H5ZM27 231H28V230H27ZM27 231H26V233H29V232H30V230H29L28 232H27ZM94 231H95V230H94ZM94 231H93V232H94ZM256 231H257V230H256ZM256 231H255V233H256ZM36 232H37V230H36ZM40 232H41V231H40ZM78 232H79V231H78ZM83 232H84V231H83ZM85 232H88V231H85ZM93 232H92V233H93ZM200 232H201V233H199V236H200V237H203V236L206 237V238L203 237L204 240H199V243H201L200 245H201V246H206L207 249H208L210 246L216 248V246H217V244H218V239H220L221 236H216V237H214L213 233H211V232L208 233V231H205V230H204V231L202 230V231H200ZM202 232H204V233L207 232L208 234H212V235H208V234H206V233L203 234ZM23 233H24V232H23ZM41 233H42V232H41ZM43 233H44V232H43ZM99 233H100V232H99ZM101 233H102V232H101ZM257 233H258V232H257ZM7 234H10V233H7ZM7 234L5 233L6 236H8ZM38 234H39V233H38ZM79 234H81V233H79ZM87 234H89V233H87ZM90 234H91V233H90ZM120 234H122V236H123V238H124L123 233H120ZM130 234H131V233H130ZM166 234H167V233H166ZM12 235H14V234H12ZM24 235H25V233H24ZM31 235H32V234H31ZM81 235H82V234H81ZM85 235H86V234H85ZM92 235H93V234H91V236H92ZM104 235H105V234H103V236H104ZM163 235H164V234H163ZM206 235H207V236H206ZM0 236H1V234H0ZM42 236H44V235L42 234L41 237H42ZM87 236H88V235H87ZM99 236H100V235H99ZM106 236H107V234H106ZM127 236H128V235H127ZM208 236H209V237H208ZM258 236H259V235H258ZM258 236H256V237H258ZM9 237H12V236L10 235ZM9 237H6V238L9 239ZM25 237H27V236H25ZM28 237H29V234H28ZM30 237H31V236H30ZM41 237H40V238H41ZM44 237H45V236H44ZM82 237H83V235H82ZM89 237H90V236H89ZM89 237H88V239H91V241H93V239H92L93 236L90 237V238H89ZM97 237H98V236H97ZM97 237H96V239H98V240L100 241V238H97ZM163 237H164V236H163ZM163 237H161V238L163 239ZM176 237H177V236H176ZM219 237H220V238H219ZM3 238H4V237H3ZM6 238H5L4 240H6ZM23 238H24V237H23ZM42 238H43V237H42ZM83 238H84V237H83ZM83 238H81V240H82ZM85 238H86V237H85ZM85 238H84V239H85ZM93 238H94V237H93ZM108 238H109V237H107L106 240H108ZM123 238H122V239H123ZM165 238H166V235H165ZM211 238H213V239H211ZM226 238H227V237L221 238L220 241L223 242V241H225L224 239H226ZM13 239H14V238H13ZM46 239H47V238H46ZM46 239H44V240L46 241ZM48 239L50 240V238H48ZM96 239H94V241H95ZM101 239H102V237H101ZM162 239H161V244H163L162 242L164 241V240L162 241ZM215 239H216V241H215ZM27 240H29V239H27ZM30 240H31V239H30ZM49 240H48V241H49ZM72 240H73V239H71L70 241L72 242ZM102 240H103V239H102ZM104 240H105V239H104ZM106 240L104 241V243H105V242H108V243H109V240H108V241H106ZM123 240L125 241L126 239L124 238ZM134 240H135V239H134ZM134 240H133L132 243H135L136 240H135V241H134ZM166 240H167V238H166ZM168 240H169V239H168ZM168 240H167V241H168ZM211 240H212V242H211ZM2 241H3V240H2ZM45 241H44V242H45ZM50 241H51V240H50ZM53 241H54V240L52 239L51 243H53ZM74 241H75V239H74ZM167 241H166V242L164 241V242L166 243V244H164V245L169 244V242L172 241V240H169L168 242H167ZM200 241H202V242H200ZM30 242H31V241H30ZM41 242H43V240H42ZM44 242H43V244H45ZM71 242H70V243L68 242V243H66L65 245H67V244L70 245V244H72ZM89 242H90V241H89ZM102 242H103V241H101V243H99V244H98L97 242L94 243V245L96 244V245H95V249H96V246H97V245L100 246V244L102 245V247H104V246H103L104 244H102ZM112 242H113V241H112ZM112 242H110L109 245H108V244H107V245L105 244V247L110 246V245L112 244ZM173 242H175V241H173ZM8 243H10V241H9ZM8 243H5V244H8ZM31 243H32V242H31ZM34 243H35V240H34ZM54 243L56 244V242H54ZM73 243H74V242H73ZM127 243H128V242H127ZM170 243H171V242H170ZM208 243H209V244H208ZM210 243H211V245H210ZM47 244H49V243H47ZM55 244H54V245H55ZM60 244H61V243H60V241H59V243L57 244V246L55 245L56 248H57V247H60V248H61L62 245L60 246ZM122 244H124V243H121V245H122ZM206 244H208V245H206ZM8 245H9V244H8ZM45 245H46V244H45ZM49 245H50V244H49ZM58 245H59V246H58ZM126 245H127V244H126ZM46 246H47V245H46ZM50 246H53V244L50 245ZM55 246H53V247H55ZM72 246H74V245H72ZM72 246H71V248H72ZM124 246H125V245H124ZM127 246H128V245H127ZM130 246H131V245H130ZM130 246H129V247H130ZM137 246H138V245H137ZM140 246H141V245H140ZM161 246H163V245H161ZM168 246H169V245H168ZM48 247H49V246H48ZM48 247H47V248H48ZM100 247H101V246H100ZM100 247H99V248H100ZM131 247H133V246H131ZM131 247H130V249H131ZM134 247H135V246H134ZM206 247H204V248H206ZM259 247H261V246H259ZM259 247H258V248H259ZM93 248H94V246H93ZM124 248H126V247H124ZM135 248L137 249L138 247H135ZM141 248H142V246H141ZM163 248H164V247H163ZM163 248H162V249H163ZM168 248H169V247H168ZM168 248H167V250H166V246H165L164 249H165L166 251H168ZM57 249H58V248H57ZM72 249H73V248H72ZM72 249H71V250H72ZM126 249H127V248H126ZM128 249H129V248H128ZM132 249H133V248H132ZM136 249H135V250L133 249L132 253H128V252H130L131 250H130V251H128V250L124 251V250L122 249L123 252H127V251H128V252L126 253V254H127V257H126V258H128V259H129V258H132L130 255H131V254L133 255L132 260L129 259V260H131L130 262H128V263H130V264H134V263L137 262V260H138V259H137L138 256L136 255V258H134V255L137 254V253H139V250H141V249H140V247L137 249V251H136ZM209 249H210V248H209ZM209 249H208V250H209ZM59 250H60V249H59ZM59 250H57V251H59ZM142 250H143V248H142ZM211 250L213 251V248H211ZM263 250H264V249H263ZM263 250H261V251H263ZM67 251H68V250H67ZM67 251H66V252H67ZM93 251H96V250H93ZM134 251H135V254H134ZM179 251H180V250H179ZM236 251H237V250H236ZM239 251H240V250H239ZM239 251H238V252H239ZM69 252H70V251H69ZM89 252H91V250H90ZM89 252H88V255L90 254ZM238 252L234 253V256H236V258H237V255H235V254H238ZM55 253H56V252H55ZM58 253H59V252H58ZM58 253H56V254H58ZM93 253H94V252H93ZM93 253H92V254H93ZM155 253H156V252H155ZM187 253H188V251H187ZM209 253H210V252H209ZM60 254H61V253H60ZM60 254H58V256H59ZM126 254L124 253L125 256H126ZM129 254H130V255H129ZM140 254H141V253H140ZM140 254H138V255H140ZM184 254H185V253H184ZM63 255H64V254H63ZM90 255H91V254H90ZM93 255H94V254H93ZM153 255L155 256V254H153ZM185 255H187V254H185ZM66 256H67V255L65 254L64 257L66 258ZM95 256H97V255H95ZM129 256H130V257H129ZM154 256H153V258H154ZM263 256H264V254L261 255V258H264ZM36 257L38 258L39 256H35L33 259L35 260ZM64 257H63V258H64ZM67 257H68V256H67ZM87 257H88V256H87ZM89 257H90V256H89ZM141 257H142V256L139 257L140 260H138V261H140L141 263H142V262L145 263L146 261L144 260L143 257H142V259H141ZM184 257H186V256H184ZM192 257H193V256H192ZM256 257H257V256H256ZM91 258H93V256H92ZM91 258H90V259H91ZM94 258H95V257H94ZM153 258H152V259H153ZM155 258H156V259H155ZM155 258H154L155 261H152V262H156V261L159 259L158 257H155ZM229 258H232V257H229ZM234 258H235V257H234ZM239 258H241V257H239ZM182 259H183V258H182ZM191 259H192V258H191ZM193 259H195V257H194ZM66 260H67V261H66ZM66 260H65V261L68 262V258H66ZM98 260H100V258H99ZM101 260H102V258H101ZM126 260H127V259H126ZM129 260H127V261H129ZM135 260H136V261H135ZM141 260H143V261H141ZM180 260H181V259H180ZM60 261H61V260H60ZM104 261H106V260H104ZM127 261H126V262H127ZM132 261H133V262H132ZM158 261H160V259H159ZM236 261H237V260H236ZM236 261L233 260V259H230V263H228V264H233V263H234V264H239V263H240V261H238V262H236ZM35 262H37V261L35 260ZM62 262H63V261H62ZM66 262H65V263H66ZM152 262H149V264H153ZM182 262H183V261H182ZM232 262H233V263H232ZM242 262H243V261H242ZM37 263H38V262H37ZM96 263H97V261L95 262V264H96ZM103 263H105V262H103ZM138 263H139V262H138ZM192 263H193V264H194V263H196V264H203V262L201 263L200 261H194V262H192ZM100 264H102V263H100ZM121 264H122V263H121ZM124 264H126V263H124ZM139 264H140V263H139ZM145 264H146V263H145ZM147 264H148V263H147ZM154 264H156V263H154ZM157 264H159V262H158ZM208 264H212V263H208ZM250 264H252V263L250 262ZM253 264H254V263H253Z\"/></svg>",
	"mask_w": 264,
	"mask_h": 264
}]
</instances>
